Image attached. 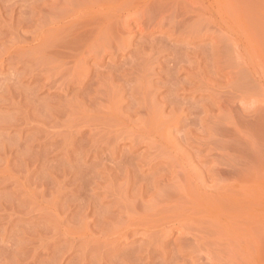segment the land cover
Segmentation results:
<instances>
[{
	"label": "bare ground",
	"instance_id": "6f19581e",
	"mask_svg": "<svg viewBox=\"0 0 264 264\" xmlns=\"http://www.w3.org/2000/svg\"><path fill=\"white\" fill-rule=\"evenodd\" d=\"M6 1V0H5ZM8 1V0H7ZM34 1V0H33ZM46 1V0H45ZM51 1V0H50ZM54 1H56V0H54ZM59 1H61V0H59ZM237 2H238V0H236ZM236 1L235 0H63V4L62 3H60V2H58V1H56V6L55 5H53V4H51V5H53V7H56L57 8V4L59 3V4H62L63 6L62 7H66L65 9L67 10V9H69V10H67V11H65V9H64V11L67 13V12H69V13H67L66 15H63V14H65L64 13V11H62L63 9H61V5H59L60 6V8H58V9H60L59 11H57L58 12V14H56L55 12H54V10H53V8L52 9H50V10H52L53 12H54V14L55 15H53V12H52V15H53V17L55 18H53L52 17V15H49L50 17H51V19H49V21L50 20H52V18L54 19V22H53V20L51 21L52 23H55L54 25H56V27H57V29H55L56 30V32H57V30H58V32L59 33H57V37L59 38V39H57V38H55V36L56 35H54V34H56V32L54 33V34H52V35H54V38L52 37V36H50L49 37V34H48V31H49V33H52V28H54V26H53V24H51L53 27H51L50 25V28L48 27V26H46V27H48V29H46L47 31H46V33H47V36H48V38L49 39H47V37H46V34L45 33H43V31L41 32V33H43V34H45V36H43V37H46V38H44L45 40H48L49 42L47 43V41H44V42H42V43H44V44H42L41 43V45H43V47H44V45H45V47H47L46 45H49V46H51L52 47V42H57V45L54 43L53 44V46L56 48V50L52 47V49L53 50H55V52H57L56 53V56H55V58H61L60 60H64V59H62V57H64V56H62V55H60V56H62V57H57L58 55V53H60V54H64L65 56H67L66 57V61H65V63L63 62V61H61L64 65H62L61 63L59 64V65H61V67L60 68H62L61 70L59 69V73H58V68H59V66H56V71H57V73H58V75H51L52 77L54 76H57L58 78L59 77H61L62 78V76L65 74V73H67V74H65V78H66V81H68V82H66V81H64V82H66L67 83V86L64 84L63 86H66L67 88H69L68 86H69V82L70 83H72L71 81H73V83H75V82H79L82 86H84L85 85V87H87V85H88V81H93V80H95V78L96 77H94V76H96V72H99V70L101 69L100 67H101V65H100V61H102L104 58H105V56H110V58L108 59L109 60V63H105L106 64V73L108 72V75L107 76H103V74H105L104 72H105V68H104V71H103V74H102V77H101V75L99 74L102 70H103V68L100 70V72L98 73L99 74V76L101 77H99L98 79H97V81H100V82H98V83H101V87H99V84H98V87L101 89L100 90V92H98V90H99V88H93V85L91 84V83H89V84H91V87L93 88V94H91L90 93V96L88 95V97L86 96V94L85 95H82V93H83V89L81 90L82 91V93H80L81 95H82V97L83 96H86L85 98H86V101L85 100H83L82 99V101H85V102H87V98H90L92 95H94V93H96V96H95V98L93 99V101L97 104V106L95 105V109L93 108L92 110L93 111H96L97 112V116H96V113H93V111L91 110V112H92V115L93 114H95L94 115V117L96 116L97 118H99L100 120H102V121H97V120H99V119H96L95 118V120L97 121V123L98 124H101L103 121H104V123H102V124H104V126H106L105 125V122H107V121H109V120H113L114 122H112V123H109V122H107V123H109L108 125H110V126H114L115 127V133H116V137H114V139H113V137H112V139L111 140H113L114 142H116V144L115 145H117V143L120 141V139H119V141L118 140H116L117 139V136L118 135H120V133L122 132V130H125V136L126 137H128L129 135L131 136V138H130V141H131V143L133 144V145H135L134 146V148L136 147V146H138L139 144H145V145H147L148 146V150H147V152H146V154L144 155L143 154V156L144 157H141V156H138V157H140L141 159H136L137 161H139L140 163H141V161L143 162V163H145V162H147V159H149L148 160V162L149 163H147V165H149L150 166V168H152V169H155V170H157L158 169V166H159V168H160V165H161V163H156L157 161H164V158H165V161H167L166 159H168L169 161H167V162H171V166H172V164L173 165H175V166H172V168L173 167H175V169L178 167V168H180V170L179 171H176V170H172L171 171V173H172V175L171 174H169L168 175V173H169V171H168V169H166V166H164L163 165V173L161 174V175H158L159 173L158 172H156V173H158V174H156V177L158 178V179H155V178H153L152 180L150 179V183H151V181H154V183H153V186H151V188H149V189H147V188H144V187H141L140 185V187L138 186V182H141V179L137 182L138 184H137V189L135 190V191H137V192H135V194L133 195V196H131L130 197V195H129V191H130V187H129V185H130V183H129V181L128 182H125L124 180H123V178H122V185L124 184V187H119L118 185V187H116V189H118L117 190V192H116V190H115V188H114V184H115V181L118 179L117 177H115V178H113L112 177V179H110V183L108 184V188H107V190L105 191V190H103L102 189V191H103V193L104 192H106V193H109V194H111L113 197L112 198H114V199H112V200H115V202L114 203H116V204H112V206L113 205H116L117 206V209H118V212L121 214V215H119V216H121L120 218H122V224H123V226L122 225H119V228L120 227H122V228H118V230L116 231V228L114 227V226H116L117 227V225H115V224H113L114 222H112V220H111V222H112V224H113V226L111 227V228H115V233L116 234H120L124 239H127V240H124V239H122L123 241H128L130 238H131V244H134V243H137L138 244V242H136V238L135 237H138V236H141L140 238H143V241L141 242V244H138L137 245V249H135L134 248V252H131V253H135V255H134V260H135V262L137 263V264H264V183L263 182H261V177H262V175H263V171H264V164H262L261 163V160H258V159H255V160H258L259 162H257V161H254L256 164H258L259 166H257V167H255V165L252 163L253 161H252V159H253V157H250V156H248L249 157V159L250 158H252L251 159V163H250V160H248L249 161V163L250 164H248V161H247V166H246V163H244V164H242V163H240V164H242L243 166H242V168L240 169L239 168V171H238V175H236V174H234L233 175V177H231L232 175H230V173L227 171V170H224L223 168V170L222 169H220L219 168V170H222V171H219L218 169V171L217 170H215L214 169V167L212 166L211 168H206V170L205 169H203L204 167H206V165L205 166H200L201 165V163H200V165H197L196 163H194V165L196 164L199 168L200 167H202V170H205L203 173H202V175L201 174H199V172H198V174H199V176H200V178L201 179H204L203 181L201 180H199L198 179V177H197V175H196V173H195V171L192 173V171H191V173L193 174V175H195V177H197V180H199V182H201V183H198V184H196V186H195V184L193 185L192 183V179H190V178H192V177H188L189 178V180H191L190 182H188V183H184V182H186V181H183V182H181V179H179V177L181 176V175H179V174H181L182 173V175L183 174H187V173H185L186 171H187V169L185 170V168H183L184 166V164H183V162H182V160L183 161H186V154L189 152V150L187 149V153H185L186 152V148L184 147L183 148V150L185 151H183L182 152V145L184 144V143H186L183 139H185V138H183L182 139V137L180 138L181 139V141L183 140L184 141V143H183V141H182V143L183 144H180L179 142H177L176 143V141H178V140H176L175 141V143L179 146H181L180 148L178 147V149H180V153L182 152L185 156H183V154L182 155H180V153H178L179 152V150H178V152H177V150H175L174 152H177L178 153V155H176V153H175V156H172L171 155V157H167V155H166V157H162V156H160V155H162V153L165 151V146L166 147H169L168 146V144H170L171 143V141H169V137L168 136H170V131H167L168 130V128L170 127V125H172V124H170V123H168L169 124V126H168V128H166L167 130V132H169V135H167L166 136V134H168V133H166V134H164V133H161L162 132V130L164 129H162L161 130V128H159L160 126H162L163 127V123L164 122H168L173 116L175 117H177V114L175 113L176 111H178V110H174L173 112H169L171 115H169V113H167L168 114V116L170 117V119L167 117L165 120H167V121H164V119H160V118H162L161 116H165V115H163V114H161V111L160 110H162V108H163V112H164V107H165V109H166V107L167 106H164V104H166V103H169V101H170V97L172 96L171 95V93H174L173 92V90L178 86V88L180 87V90H182L183 91V93H184V91H185V94H187V93H190V92H187L186 93V88L187 87H194V89H197V91H198V87L197 88H195V85L197 84L198 86H203V88L201 87V89H206L205 88V86L207 85L208 87L207 88H210V89H215V87H213L214 85H216L215 83L216 82H214V83H212V81H211V78H210V76L208 75V74H206V73H199L198 72V70L197 71H195L194 69V71L193 70H190V68H189V70H188V68L186 69L185 67L186 66H182L181 65V61H182V59L184 60V58H182L181 59V57H180V62H179V60H178V62H179V65H181L182 66V68H184V73L185 74H187L186 75V78H184V79H182V80H178V76H177V72H176V70L175 69H177V68H179V66H177V68H175L176 67V65H178V63H176L177 61V59H179V58H176L177 57V55L180 53H178L176 56H174L175 58L174 59H172L170 56H168L169 58L168 59H166V57L163 59V61H161L160 63H158V64H155V63H157L158 62V60L160 61V59L159 58H161L159 55H161L162 53H163V55H164V53L165 52H167V50H165V52H162L161 50L163 49H160L159 51H157V48H158V45L160 44V46H161V44H165V43H158L159 41L157 40H155V38H154V40H153V37H151V32L153 31V29L155 28H152V27H148L149 25H148V22H147V19H148V17L149 16H151V18L153 17V20L154 19H156V21H157V23H158V25H159V28L162 30V31H168V33H169V35L171 34V35H173L174 33H175V38L177 37V35H181L182 37L181 38H183L184 37V39H185V36H186V38H187V36H191L192 38H198L199 37V35H200V33L202 32V31H205V34H210V35H215V37L214 36H212V38L214 37V39H215V41H216V45L218 46H216L217 48H219L218 50H216V55H217V57H218V55H219V57L221 56H223L222 58H224V59H226V56L228 57V55L227 54H229L230 56H231V54H233L234 56H232V57H234L233 59L235 60V59H238L239 60V58L240 57H244L245 56V54L247 53V51H248V49L249 48H251L252 49V47H253V45L251 44V42H250V38L252 37V35H250L251 37L249 38V39H247L249 36H247V35H249V33L246 35V33H245V35H243V36H241V31L239 30V27H237V25H236V22H237V20H239L238 19V17L236 18L235 16L237 15V13L239 14L240 13V10L239 9H237L238 7H239V5H237V3H236ZM240 1H242V0H240ZM239 1V2H240ZM244 1V0H243ZM258 1V0H257ZM260 1V0H259ZM258 1V2H259ZM261 1H263V0H261ZM253 2V0H252V2L254 3V5L256 6V4L258 3V7L260 8V9H263L264 10V1L263 2ZM1 2V1H0ZM42 2V1H41ZM58 2V3H57ZM247 2H250V1H247ZM18 3H20V2H18ZM29 3H31V2H29ZM72 3L75 5V7L73 8L72 6ZM240 3H243V2H240ZM261 3V4H260ZM3 4V3H2ZM12 4V3H11ZM15 4V3H14ZM35 5H37L38 3H34ZM33 3H32V5H34ZM47 4V3H46ZM239 4V3H238ZM247 4V3H246ZM250 4V3H249ZM248 4V5H249ZM260 4V5H259ZM3 5H5V4H3ZM10 5V4H9ZM41 5V4H40ZM45 5V4H44ZM72 5V6H71ZM253 5V6H254ZM12 6V5H11ZM28 6V5H27ZM49 6V5H48ZM242 6L244 7L245 6V4L243 5L242 4ZM252 6V4H250V6L249 7H251ZM254 6V7H255ZM13 7V6H12ZM26 7V6H25ZM29 7H31V6H29ZM41 7V6H40ZM52 7V6H51ZM50 7V8H51ZM72 7V8H71ZM248 7V8H249ZM253 7V8H254ZM257 7V8H258ZM2 8V7H1ZM5 8H6V6H5ZM28 8V7H27ZM34 8V7H33ZM49 8V7H48ZM247 8V7H246ZM256 8V9H257ZM29 9V8H28ZM35 9V8H34ZM39 9V8H38ZM44 9L46 10V8L44 7ZM259 9V10H260ZM4 9H2V11H3ZM71 10V11H70ZM245 10V9H244ZM254 10H255V8H254ZM258 10V9H257ZM22 11V10H21ZM7 12V11H6ZM23 13H24V11H22ZM38 12V11H37ZM40 12H41V10H40ZM61 12H63V14L61 13ZM248 12V11H247ZM246 12V13H247ZM264 12V11H263ZM8 13V12H7ZM7 13H5V14H7ZM11 13V12H10ZM13 13H15V12H13ZM19 13V12H18ZM50 13V12H49ZM250 13V12H249ZM252 13H254V12H252ZM256 13H258V12H256ZM4 14V13H3ZM29 14V13H28ZM39 14H42V13H39ZM38 14V15H39ZM51 14V13H50ZM63 15V16H65L63 19L62 18H60L59 16H61V15ZM242 14V13H241ZM255 14V13H254ZM11 15V14H10ZM13 15V14H12ZM31 15V14H30ZM46 16L48 15V13L47 14H45ZM45 15H44V17H45ZM56 15L59 17V20H57L58 22L56 23L55 22V20L56 19H58V17H56ZM258 15V14H257ZM256 15V16H257ZM22 16V15H21ZM33 16V15H32ZM35 16H37V15H35ZM43 16V15H42ZM48 16V17H49ZM238 16V15H237ZM38 17V16H37ZM261 17V16H260ZM4 18V17H3ZM11 18V17H10ZM22 18V17H21ZM20 18V19H21ZM29 18V17H28ZM30 18H31V16H30ZM244 18V17H243ZM264 18V17H263ZM16 19V18H15ZM19 19V18H18ZM38 19H41V17L40 18H38ZM60 19L62 20V21H60ZM132 19H134V20H136V22L135 23H137V33L135 32V33H133L132 35H134V36H138V38H139V36L140 37H142L143 38V36H150V37H146V38H150V39H152V40H150V41H148V46L150 47V49L149 50H147V51H150V52H147L146 50H144V51H146V53H152L154 50H156V52H157V54L155 53V52H153L152 54H156V55H153L154 56V58H153V63H154V65H152V63L150 62V61H148V60H150V59H145L144 57L145 56H147L145 53H144V51L142 52L141 51V53H142V55L144 56V57H142V56H140V60L141 59H144V60H141L142 62V64H143V67L142 66H136L135 68L137 69L136 71H135V74L133 73V71L134 70H132V69H135L134 67L133 68H131L130 69V67H131V64H132V66H135L134 64H136V63H134V61H136L137 63L139 62V55H140V50H139V52H138V49H139V47L138 48H136V45H135V47L133 46L134 44H136V43H133V45H131V46H133L132 48H133V51H134V49L136 50L137 49V52L138 53H136V51H134L133 52V59H136V60H134V61H131L132 60V58L130 59V61H131V64L130 65H128V62H127V64L126 65H128V68L130 69V70H132V73H133V76L135 77L136 75H137V78H138V83H136V82H131L132 81V78L130 77V79H129V81L131 82H129L128 81V83H130V86H131V84L133 83H135V84H138L139 86H137V90H136V92L135 91H132V89H130V90H128V89H126V90H128V91H130V93L131 92H133V93H131V95L129 94V92H127V94L128 95H130L129 96V100L126 102V98H124V94H123V92L121 91V90H123V89H121V90H116V88H117V85L120 87V85L119 84H121V83H115V85H114V83H113V80L114 79H118V80H120V82H122V80H124V82L123 83H125V80L127 81V79L129 78L128 76V73H129V71L128 70H124L123 69V71L125 72V73H123V71L121 70V73L120 74H118L117 73V71H115L118 75H116V77L117 78H115L114 77V75L111 73L110 74V72H109V70H111L113 67H114V69H117V68H115V63H117V62H119V54H118V52H120V51H122L121 49H118V47H120L119 45H122V49L123 50H125V49H127V51H128V46H129V40H128V42H126V40H127V38L129 39V37L127 36V37H124V36H122L123 35V33H124V35L126 34H129L130 32H131V28H129L130 26V21L132 20ZM259 19V18H258ZM262 19V18H261ZM260 19V20H261ZM23 20H24V18H23ZM23 20H21V21H23ZM27 20V19H26ZM29 20V19H28ZM35 20V19H34ZM47 20V19H46ZM257 20V19H256ZM5 21V20H4ZM38 21V20H37ZM240 21V20H239ZM36 22V21H35ZM46 22V21H45ZM45 22H44V24H45ZM132 22V21H131ZM134 22V21H133ZM3 23V22H2ZM23 23V22H22ZM27 23V22H26ZM34 23V22H33ZM38 23H40V22H38ZM135 23H133V24H135ZM258 23H260V22H258ZM9 24V23H8ZM7 24V22H6V26H9ZM25 24V23H24ZM28 24H29V22H28ZM42 24H43V22H42ZM47 24H49L48 23V20H47ZM132 24V25H133ZM14 25V24H13ZM15 25H16V23H15ZM15 25H14V27H15ZM18 26H19V24H17ZM16 25V26H17ZM239 25V24H238ZM243 25V27H244V24H242ZM24 26V25H23ZM36 26V25H35ZM34 26V27H35ZM38 26V25H37ZM134 26V25H133ZM5 27V26H4ZM14 27H12L13 28V30H14ZM20 27V26H19ZM55 27V28H56ZM242 27V26H241ZM23 28V27H22ZM22 28L19 30V31H21L22 30ZM25 28V27H24ZM29 28V27H28ZM40 28H41V26H40ZM157 28V27H156ZM164 28H166V29H164ZM251 28H252V26H251ZM5 29V28H4ZM11 29V28H10ZM17 29H19L18 27H17ZM27 29V28H26ZM34 29V28H33ZM36 29V28H35ZM39 29V28H38ZM50 29V30H49ZM131 29V30H130ZM160 29H158L159 31H160ZM247 29V28H246ZM248 29H250L249 27H248ZM248 29H247V31H248ZM253 29H255V28H253ZM6 30V29H5ZM156 30V29H155ZM16 31V30H15ZM19 31H17V32H19ZM24 31H25V29H24ZM28 31V30H27ZM51 31V32H50ZM244 31V30H243ZM242 31V32H243ZM22 33H23V31H21ZM21 32L20 33H18V34H20V36H21ZM29 32V31H28ZM252 32V31H251ZM25 33V32H24ZM31 33V32H30ZM40 33V34H41ZM132 33V32H131ZM153 33V32H152ZM262 33V32H261ZM260 33V34H261ZM8 34V33H7ZM26 34V33H25ZM25 34H24V37H25ZM29 33H27V35H28ZM31 34H33V32L31 33ZM31 34L29 35V37L31 36ZM39 34V35H40ZM163 34V33H162ZM177 34V35H176ZM205 34H204V36H205ZM217 34V35H216ZM244 34V33H243ZM254 34H256V33H254ZM257 34H258V32H257ZM260 34H258V35H260ZM264 34V33H263ZM23 35V34H22ZM26 35V36H27ZM130 35V34H129ZM131 35V36H132ZM164 35V34H163ZM170 35V36H171ZM7 36V35H6ZM17 36V35H16ZM15 36V37H16ZM131 36H130V38H131ZM161 35H158V37H160ZM247 36V37H246ZM261 36H262V34H261ZM260 36V37H261ZM8 37V36H7ZM14 36H13V40H14V38H15ZM23 37V36H22ZM40 38H41V36H39ZM122 37H124L123 39H122ZM145 37H144V40H146L145 39ZM155 37V36H154ZM163 37V36H162ZM161 37V38H162ZM173 37H174V35H173ZM179 37L180 36H178V39H179ZM259 36H258V38H259V42H260V40L262 39V41H261V43L262 42H264V39H263V36L260 38ZM12 38V37H11ZM10 38V39H11ZM17 38V37H16ZM37 38V37H36ZM53 38V40H51L52 42H50V39H52ZM125 38H126V40H125ZM134 38V37H133ZM137 38V37H136ZM165 38H167L166 36H165ZM199 38H202V37H199ZM204 38V37H203ZM22 39V38H21ZM31 39V38H30ZM34 39H35V36H34ZM33 39V40H34ZM43 39V38H42ZM41 39V40H42ZM43 39V40H44ZM132 39V38H131ZM12 40V39H11ZM11 40H10V42H11ZM16 40H18V39H16ZM22 40H24V38L22 39ZM26 40H28V39H26ZM57 40V41H56ZM125 40V41H124ZM134 40V39H133ZM136 40H138V39H136ZM141 40H143V39H141ZM251 40H252V38H251ZM6 41H8V38L6 39ZM21 41V40H20ZM19 41V42H20ZM25 41V40H24ZM29 41V40H28ZM139 41V40H138ZM185 41H187V40H185ZM188 41H191L190 40V38H189V40ZM187 41V42H188ZM195 41V40H194ZM198 41V40H197ZM200 41V40H199ZM253 41V40H252ZM13 42V41H12ZM14 42H16V41H14ZM23 42V41H22ZM39 42V41H38ZM37 42V43H38ZM137 42V41H136ZM140 42V41H139ZM147 42V41H146ZM161 42V41H160ZM165 42V41H164ZM21 43V42H20ZM25 43H27V42H25ZM46 43V44H45ZM122 43V44H121ZM131 43V42H130ZM145 43V42H144ZM166 43H168L167 41H166ZM185 43V42H184ZM192 43V42H191ZM213 43V42H212ZM19 44V43H18ZM39 44H40V42H39ZM139 44H142L141 42L139 43ZM147 43H145V45H146ZM171 44V43H170ZM187 44V43H186ZM188 44H190V43H188ZM193 44V43H192ZM214 44V43H213ZM212 44V45H213ZM264 44V43H263ZM144 45V44H143ZM144 45V47H146V48H149V47H147V46H145ZM176 45V44H175ZM175 45H170V48L172 47V49H174V48H179L180 49V47L178 46V47H174ZM185 45V44H184ZM206 45H207V43H206ZM251 45H252V47H251ZM49 46H48V48H49ZM166 46V45H165ZM183 46V45H182ZM185 46H187L186 48H188V49H186L185 48ZM184 46V48L186 49V50H189V45H185ZM199 46H200V44H199ZM198 46V47H199ZM214 46V45H213ZM224 46V48L223 49H220L221 47H223ZM261 46V45H260ZM50 47V48H51ZM201 47H203V46H201ZM206 47V46H205ZM209 47V46H208ZM2 48V47H1ZM39 48H40V51H41V47L39 46ZM130 48V47H129ZM140 48H141V46H140ZM145 48V49H146ZM169 48V47H168ZM169 48V50H171ZM204 48V47H203ZM4 49V48H3ZM3 49H2V51H3ZM33 48H31V50H32ZM141 49H143V48H141ZM181 49H182V47H181ZM181 49L179 50V51H181ZM201 49V48H200ZM209 49H210V47H209ZM212 49H215V47L214 48H212ZM263 49H264V45H263ZM262 49V50H263ZM5 50V49H4ZM16 50H17V48H16ZM15 50V51H16ZM26 50V49H25ZM36 50V49H35ZM34 50V51H35ZM38 50V49H37ZM42 50H44L45 51V49H43L42 48ZM48 50H50V49H48ZM120 50V51H119ZM190 50H191V48H190ZM195 50H197L196 48H195ZM203 50V49H202ZM22 50H20V52H21ZM44 51H42L43 53H44ZM152 51V52H151ZM162 52L161 54L160 53H158V52ZM164 51V50H163ZM184 51V50H183ZM194 51V50H193ZM193 51H188L189 52V54L188 55H190V53H191V55H193L194 56V54H195V56H196V54L198 53L197 51H199V48H198V50L195 52L194 51V53H192ZM204 51V50H203ZM211 52H213L212 50H210ZM251 51V50H250ZM24 52V51H23ZM28 52V51H27ZM31 52H33V51H31ZM41 52V54H43ZM51 52H53V51H51ZM50 51L48 52V53H51ZM124 52V51H123ZM186 51H184V54H187V53H185ZM205 52V51H204ZM22 53V52H21ZM37 53V52H36ZM40 53V52H39ZM47 53V55H49ZM54 53V52H53ZM120 53H122V52H120ZM126 53V52H125ZM168 53H170V52H168ZM182 53V54H181ZM180 53V55L182 56L183 55V52H181ZM201 53H202V51H201ZM214 53V52H213ZM255 53V52H254ZM261 53L263 54V56H264V53L261 51ZM13 54V53H12ZM11 54V55H12ZM18 54V53H17ZM30 54V53H29ZM40 54V55H41ZM44 54H46V51H45V53ZM44 54L42 55L43 57H44ZM127 54V53H126ZM134 54H139V55H137L136 57L134 56ZM176 54V53H175ZM174 54V55H175ZM199 54H200V51H199ZM203 55H204V53H202ZM207 54H209V52L207 53ZM257 54V53H256ZM260 54V53H259ZM258 54V55H259ZM1 55V54H0ZM35 55H37V54H35ZM124 55V54H123ZM172 55H173V53H172ZM187 55V56H188ZM202 55V56H203ZM205 55H206V53H205ZM204 55V56H205ZM216 55H215V53L214 54H211L210 55V57L211 56H214V57H216ZM247 55V54H246ZM249 55H250V53H249ZM257 55V57H256V59L258 60V57L259 56H261V55H259L258 56ZM14 56H16V54L14 55ZM22 56V55H21ZM21 56L18 58L19 60H20V58H21ZM24 56V55H23ZM22 56V57H23ZM26 56H27V54H26ZM31 56H32V53H31ZM52 56H53V54H52ZM129 56V55H128ZM152 56V57H153ZM184 56V55H183ZM185 57V60H184V62L186 61L188 64H186V65H189L190 64V66H191V64H192V67L194 66L195 68H196V66H199L200 67V65H198V63H196L197 65L195 66V65H193V63H191V62H189L190 60H189V57ZM201 56V55H200ZM203 56V57H204ZM228 57L229 59L231 58V57ZM248 56V55H247ZM251 56V55H250ZM263 56H262V58H263ZM18 57V56H17ZM28 57H29V55H28ZM27 57V58H28ZM34 57V56H33ZM47 57V56H46ZM90 57H94L95 58V64L97 65V61L99 62L98 64L100 65V67H93L94 68V70L96 71V72H94V76H93V74H92V72H90V73H88L89 75H92V78L90 79L89 78V76H88V78H89V80H87L88 78H87V73L86 72H88L87 70L89 69V68H87V69H85V67L84 66H86L85 64L86 63H88L87 61H88V59L90 58ZM129 57H131V55L129 56ZM151 56H147V58H150ZM151 57V58H152ZM163 57V56H162ZM206 57V56H205ZM220 57V58H221ZM249 57V56H248ZM15 58V57H14ZM37 58H39V57H37ZM36 58V59H37ZM42 58V57H41ZM49 58V56L46 58L47 59V61H45V62H48V59ZM213 58V57H212ZM228 58H227V60H228ZM8 59V58H7ZM6 59V60H7ZM29 59V58H28ZM27 59V60H28ZM121 59H124V58H122L121 57ZM121 59H120V62H121ZM125 59H126V57H125ZM203 59H205V58H203ZM214 59V58H213ZM244 58H242L241 60H243ZM260 59V58H259ZM11 60V59H10ZM16 60V59H15ZM14 60V61H15ZM21 60L22 61H24L23 60V58H21ZM26 60V59H25ZM30 61H31V59H29ZM34 60V59H33ZM32 60V61H33ZM60 60H57V61H55V59L53 60H51L52 62L54 61V62H56V64H57V62L58 61H60ZM105 60V59H104ZM126 60H128V58L126 59ZM152 60V59H151ZM206 60H207V58H206ZM215 60V59H214ZM213 60V61H214ZM219 60V59H218ZM217 59H216V61L217 62H219ZM231 60V59H230ZM238 60H236V62H238ZM9 61V60H8ZM7 61V62H8ZM12 61H13V59H12ZM11 61V62H12ZM13 61V62H14ZM17 61V60H16ZM36 60H34V62H35ZM38 61H41V63L43 64L44 63V61H42V60H37V62ZM124 61V60H123ZM129 61V60H128ZM215 61V62H216ZM220 61H221V59H220ZM224 61V60H223ZM260 61V60H259ZM259 61L257 62V65H258V63H259ZM26 62H28V61H26ZM51 63V65H54L55 63ZM106 62V61H105ZM108 62V61H107ZM148 62H150V63H148ZM207 62H212L211 60L209 61H207ZM206 62V63H207ZM216 62V63H217ZM5 63V62H4ZM18 63H20V61L18 62ZM36 63V62H35ZM34 63V64H35ZM103 63V62H102ZM125 63V62H124ZM134 63V64H133ZM140 63V62H139ZM175 63H176V65H175ZM183 63V62H182ZM220 64H221V62H219ZM219 63H217V66H218V64ZM223 63V62H222ZM225 63V62H224ZM227 63H229V62H227ZM262 65H260V66H258V69H259V67H263V68H261L262 70L264 69V63H263V59L261 60V62H260ZM259 63V64H260ZM3 64V63H2ZM8 64V63H7ZM17 64V63H16ZM27 64V63H26ZM40 64V63H39ZM122 64H123V62H122ZM215 63L213 62V65H214ZM230 64V63H229ZM228 64V65H229ZM238 64H241V63H238ZM4 65V64H3ZM11 65V64H10ZM9 65V66H10ZM38 65V64H37ZM44 65V64H43ZM50 65V64H49ZM90 65V67H92L91 65H92V63L91 64H89ZM89 65L87 66V67H89ZM121 65V64H120ZM147 65H152V66H149V67H147ZM155 65H158V66H160V67H158V68H164V71L166 72H161V70L160 69H158V70H160V71H158L157 72V70L155 71L156 73H163L162 75L163 76H165L164 78L163 77H161V78H159V77H157L158 76V74H157V78H159V79H157V80H159V82H160V80H162V81H164V82H166V84H167V96L164 98V96L162 97L163 98V100L165 99V101H159V100H161L160 98H158V96L159 95H161V92H157L158 91V88H154L155 86H157V85H155L154 83H152V78L151 77H154V75L153 74H150V72H152L153 71V69H154V67L153 66H155ZM183 65H185V64H183ZM210 65H212L211 63H210ZM231 65V64H230ZM229 65V66H230ZM233 65H234V63H233ZM235 65L237 66V63H235ZM256 65V66H257ZM21 66V65H20ZM24 66H25V68H26V65H25V63H24ZM27 66H31V63H30V65H27ZM39 66V65H38ZM37 66V67H38ZM63 66V67H62ZM204 67L203 68H205V66L206 65H203ZM216 66V65H215ZM220 66V65H219ZM221 66H222V64H221ZM226 66V65H225ZM232 66V65H231ZM241 66V65H240ZM14 67V66H13ZM12 67V68H13ZM19 67V66H18ZM33 67V66H32ZM35 67V66H34ZM37 67H35V68H37ZM40 67V66H39ZM189 67V66H188ZM207 67H209L208 66V64H207ZM206 67V68H207ZM211 67H213V66H210V68ZM24 67H22V69H23ZM34 68V69H35ZM98 68L99 70H96V69ZM122 68V67H121ZM123 68H125V69H127V66H125V67H123ZM148 68V69H147ZM181 67H180V69H181V71L183 70ZM202 67L200 68V70L201 69H203ZM209 68V69H210ZM238 68V67H237ZM248 68V67H247ZM250 68V67H249ZM15 69V68H14ZM46 69V68H45ZM50 69V68H49ZM90 69H92V68H90ZM120 69V68H119ZM156 69V68H155ZM192 69V68H191ZM198 69V68H197ZM217 70H218V67L216 68ZM227 69V68H226ZM226 69H224V70H226ZM232 69V68H231ZM241 69H243V68H241ZM253 69V68H252ZM261 69H259L260 70V72H262V70ZM10 70V69H9ZM29 70V69H28ZM33 70V69H32ZM36 70V69H35ZM35 70H33V71H35ZM43 70V69H42ZM51 70V69H50ZM118 70V69H117ZM175 70V74H173V71ZM207 70H208V68H207ZM234 70V69H233ZM237 70V69H236ZM235 70V71H236ZM246 70V69H245ZM249 70V69H248ZM254 70V69H253ZM13 71V70H12ZM53 71H55V70H53ZM52 71V72H53ZM55 71V72H56ZM163 71V70H162ZM180 71V72H181ZM208 71H210V70H208ZM207 71V72H208ZM227 71V70H226ZM225 71V72H226ZM229 71V70H228ZM238 71V70H237ZM243 71V70H242ZM17 72V71H16ZM15 72V73H16ZM23 72V71H22ZM29 72V71H28ZM30 72H31V70H30ZM40 73H41V71H39ZM114 72V73H115ZM216 72V71H215ZM221 73H222V71H220ZM229 72H232V71H229ZM248 72V71H247ZM258 72V71H257ZM8 73V72H7ZM11 73V72H10ZM33 73V72H32ZM36 73V72H35ZM43 73V72H42ZM41 73V74H42ZM47 73V72H46ZM57 73H55V74H57ZM127 73V74H126ZM132 73L130 72V75H132ZM154 73V72H153ZM182 73V72H181ZM212 73V72H211ZM217 73V72H216ZM234 73V72H233ZM20 74V73H19ZM34 74V73H33ZM32 74V75H33ZM43 74H45V72L43 73ZM52 74H54V73H52ZM165 74V75H164ZM214 74V73H213ZM243 74V73H242ZM262 74H264L263 72H262ZM7 75V74H6ZM23 75V74H22ZM28 76H29V74H27ZM30 75H31V73H30ZM49 75H50V73H49ZM67 75H69V78L71 79L70 81L69 80H67V79H69L68 78V76ZM78 75V77H75V76H77ZM160 75V74H159ZM178 77H176V76ZM221 75V74H220ZM18 76V75H17ZM45 76H47V75H45ZM98 76V75H97ZM132 76V77H133ZM212 76V75H211ZM213 76H215V75H213ZM218 76V75H217ZM223 76V75H222ZM221 76V77H222ZM225 76V75H224ZM227 76V75H226ZM229 76V75H228ZM232 76H235V75H231V78H233ZM243 76V75H242ZM245 76V75H244ZM248 76V75H247ZM30 77V76H29ZM35 77V76H34ZM38 77V76H37ZM36 77V78H37ZM48 77H50V76H48ZM57 77H55L56 79H57ZM74 77L75 78H78L77 80H75V82H74ZM81 77H83V78H81ZM235 77H237V76H235ZM235 77H234V79H235ZM239 77V76H238ZM18 78H19V76H18ZM18 78H15L16 80L18 79ZM23 78V77H22ZM32 78V77H31ZM40 78H42V76L40 77ZM55 78H54V81H55ZM65 78H64V76H63V80H65ZM85 78H87V79H85ZM181 78V77H180ZM215 78V77H214ZM259 78V77H258ZM10 79V78H9ZM14 79V80H15ZM39 79V78H38ZM44 79V78H43ZM52 79V81H53V78H51ZM73 79V80H72ZM154 79V78H153ZM234 79H232V80H234ZM238 79V78H237ZM262 79V78H261ZM264 79V78H263ZM12 79H10V81H11ZM41 80V79H40ZM47 80V79H46ZM59 80V79H58ZM58 80H57V82H58ZM62 79H61V81H63ZM136 80V79H135ZM156 80V81H157ZM232 80H231V83L229 82V81H226V82H228V83H230L231 84V87H232V85H233V83H232ZM236 80V79H235ZM252 80V79H251ZM260 80V79H259ZM155 81V80H154ZM216 81V80H215ZM237 81H239V80H237ZM241 81V80H240ZM246 81H248V80H245V82ZM260 81H262V80H260ZM13 82H16V81H13ZM51 82V81H50ZM56 82V83H57ZM114 82H116L115 80H114ZM117 82H119V81H117ZM234 82V81H233ZM242 82V81H241ZM244 82V83H245ZM252 82H254L253 80L251 81V83ZM40 83V82H39ZM60 83H63V82H60ZM72 83V84H73ZM76 83V84H77ZM94 83V85H95V82H93ZM97 83V82H96ZM150 83H151V85H150ZM218 83V82H217ZM227 83V84H228ZM237 83H240V82H237ZM257 83H259V82H257ZM20 84V83H19ZM43 84V83H42ZM55 84V83H54ZM58 84V83H57ZM70 85V86H73V85ZM117 84V85H116ZM126 84V83H125ZM157 84V83H156ZM160 84H163V83H160ZM213 84V85H212ZM250 84V83H249ZM253 84V83H252ZM62 85V84H61ZM61 85L59 84V86L61 87ZM79 85V84H78ZM78 85H77V87H78ZM155 85V86H154ZM189 85V86H188ZM226 88H227V86H229V85H227L226 86V84H223ZM16 86H18V84L16 85ZM62 86V87H63ZM76 86V85H75ZM97 86V85H96ZM96 86H94V87H96ZM122 86V85H121ZM159 86V85H158ZM157 86V87H158ZM164 86V85H163ZM218 86V85H217ZM221 86V85H220ZM244 86V85H243ZM242 86V87H243ZM248 87V85L247 84H245V86L244 87ZM262 86V85H261ZM44 87V86H43ZM52 87V86H51ZM60 87H59V89H60ZM61 87V88H62ZM91 87H87V88H91ZM122 87H124V85L122 86ZM160 87H162V86H160ZM165 87V86H164ZM189 87V88H190ZM199 87V88H200ZM223 89H224V87L223 86H221ZM230 87V88H231ZM53 89H54V87H52ZM58 88V86L56 87V89H54V90H58L57 89ZM64 88L65 87H63L62 89H60V90H62V94L64 95V93H65V91L67 92L68 90H66V88H65V91H64V93H63V90H64ZM124 88H127V87H124ZM163 88V87H162ZM177 88V90H179ZM188 88V90L190 91H192V93H193V90L194 89H189ZM221 88V89H222ZM229 88V87H228ZM49 89V88H48ZM79 89H80V86H79ZM86 89V88H85ZM84 89V90H85ZM95 89V90H94ZM161 89V88H160ZM164 89V88H163ZM209 89V90H210ZM217 89V88H216ZM247 89V88H246ZM36 90V89H35ZM34 90V91H35ZM75 90V89H74ZM92 90V89H91ZM125 90V89H124ZM207 90V89H206ZM253 90H257V89H254L253 88ZM6 91V90H5ZM20 91V90H19ZM78 91V90H77ZM86 91V90H85ZM161 91H162V89H161ZM203 91V90H202ZM208 91V90H207ZM224 91V90H223ZM222 91V92H223ZM235 91V90H234ZM246 90H244V92H245ZM247 91H249V90H247ZM251 91V90H250ZM9 92H11V93H13L12 91H9ZM16 92H18V91H16ZM16 92H14V96H15V93ZM70 92H72V91H70ZM87 92H88V90H87ZM86 92V93H87ZM120 92H122V94L120 93ZM200 92V91H199ZM205 92V91H204ZM215 92V91H214ZM216 92H218V91H216ZM239 92H242V90L241 91H239ZM252 92V91H251ZM262 93H260V95L262 94L263 95V98H262V96H261V98H262V100L260 101V100H257V101H259L258 102V105H256V102L254 103H252L251 101H249V100H247V99H245V97H246V95H245V97H242V98H244V101L246 100L247 102H250V103H252V105L254 104L255 106H257L258 107V111H260L262 114V117H261V119H260V121L259 122H261L262 124L264 123V90L262 89V91H261ZM4 93V92H3ZM2 93V94H3ZM11 93H9L8 95H10V96H13V95H11ZM20 93V92H19ZM57 93H58V91H57ZM59 93H60V91H59ZM78 93L79 92H77V93H75L76 94V97L78 96ZM85 93V92H84ZM162 93H163V91H162ZM166 93V92H165ZM176 93V92H175ZM177 93H180V92H177ZM177 93H176V95H177ZM182 93V92H181ZM196 93V92H195ZM211 93H213L212 92V90L210 91V94ZM224 93V92H223ZM228 93V92H227ZM226 93V94H227ZM230 93V92H229ZM246 93V92H245ZM249 93V92H248ZM257 93V92H256ZM29 94V93H28ZM34 94V93H33ZM61 94V93H60ZM61 94V96H63ZM66 94V93H65ZM69 94H71V96H72V98L74 97V100H75V94L73 95L72 93H69ZM79 94V95H80ZM87 94H89V93H87ZM126 94V95H127ZM184 94V95H185ZM191 94V93H190ZM203 94V93H202ZM201 94V95H202ZM216 94V93H215ZM240 94H242V93H240ZM255 94V93H254ZM5 95H7V94H5ZM17 96H15V97H18V95H21V94H16ZM22 95H25V94H22ZM21 95V96H22ZM27 95V94H26ZM32 95V94H31ZM56 96H57V94H55ZM54 95V96H55ZM59 95V94H58ZM67 95H68V93H67ZM66 95V96H67ZM80 95V96H81ZM165 95V94H164ZM171 95V96H170ZM183 95V94H182ZM200 95V94H199ZM207 95V94H206ZM213 95H214V93H213ZM228 95V94H227ZM226 95V96H227ZM252 95V94H251ZM258 94H256V96H257ZM13 96V97H14ZM32 96H34V95H32ZM48 96V95H47ZM170 96V97H169ZM196 96V95H195ZM237 96V95H236ZM255 96V95H254ZM20 97V96H19ZM70 97V96H69ZM79 97V96H78ZM125 97H127V96H125ZM175 97V96H174ZM234 97H235V95H234ZM251 97V96H250ZM258 97H260V96H258ZM12 98V97H11ZM21 98V97H20ZM25 98V97H24ZM48 98V97H47ZM59 98V97H58ZM64 97H62V99H63ZM81 98V97H80ZM92 98V97H91ZM169 98V100H167ZM172 98L173 97H171V101H173V103H171V101H170V104L172 105V106H174V99L172 100ZM177 98H178V95H177ZM177 98H176V102H177ZM185 98V97H184ZM188 98V97H187ZM198 98V97H197ZM247 98H249V97H247ZM255 97H253V99H254ZM7 99H8V96H7ZM14 99V98H13ZM15 99H17V98H15ZM29 99V98H28ZM27 99V100H28ZM179 99V98H178ZM181 99V98H180ZM227 99H228V97H227ZM238 99H240V98H238ZM257 99V98H256ZM26 99H25V101H27ZM55 100V99H54ZM61 100V99H60ZM73 100V99H72ZM77 100L79 101V98L78 99H76L75 100V102H77ZM91 100V99H90ZM181 100H183V99H181ZM187 100V99H186ZM193 99H191V101H192ZM199 100H201V99H199ZM203 100V104L205 105V107H206V109L208 108V110L209 111H211V108L213 107V106H211L212 104H211V101H210V99H209V107H208V105H206V104H208L207 102L208 101H206V99H205V102H206V104L204 103V99H202ZM212 100V99H211ZM229 100V99H228ZM233 100V99H232ZM9 101H11V100H9ZM17 101H18V99H17ZM29 101V100H28ZM64 101V100H63ZM63 101H61V102H63ZM89 101V100H88ZM185 101V100H184ZM212 101H214V100H212ZM217 101V100H216ZM216 101H214V102H216ZM227 101V100H226ZM245 101V102H246ZM253 101V100H252ZM255 101V100H254ZM16 101H14V103H15ZM23 102V101H22ZM22 102H20V103H22ZM39 102V101H38ZM50 102V101H49ZM59 102V101H58ZM165 102V103H164ZM180 102V101H179ZM182 102V101H181ZM190 102V101H189ZM188 102V103H189ZM193 102V101H192ZM195 102V101H194ZM198 102H200V101H198ZM198 102H197V105H200V104H202V103H200V104H198ZM222 102V101H221ZM232 102V101H231ZM8 103H10V102H8ZM13 102H11L10 104H12ZM20 103H18V104H20ZM26 103V102H25ZM30 103V102H29ZM51 103V102H50ZM83 103V102H78V107L81 105V104ZM89 103V102H88ZM91 104H92V101L90 102ZM89 103V104H90ZM183 103V102H182ZM185 103V102H184ZM183 103V104H184ZM238 103V102H237ZM2 104V103H1ZM3 104H5V103H3ZM9 104V105H10ZM16 104V103H15ZM32 104V103H31ZM30 104V105H31ZM44 104H45V102H44ZM62 104H64V103H62ZM90 104V105H91ZM177 104V103H176ZM180 104V103H179ZM216 103H214V105H215ZM229 104H230V102H229ZM243 104V103H242ZM241 104V105H242ZM247 103H245V105H246ZM8 105V104H7ZM22 105V104H21ZM20 105V106H21ZM43 104H41V106H42ZM65 105V107H68L69 105H68V103H67V105L68 106H66V104H64ZM72 104H70V106H71ZM85 105H88V104H85ZM128 106L130 109H129V111L130 112H128V110H127V112L125 111H123L122 109L125 107V106ZM134 105H136L137 107V109L134 111ZM178 105V104H177ZM176 105V106H177ZM188 105V104H187ZM190 105H191V103H190ZM194 105V104H193ZM197 105L195 104L194 106H196V108H197ZM218 105V104H217ZM234 105V104H233ZM248 105V104H247ZM251 105V104H250ZM249 105V106H250ZM2 106V105H1ZM18 106V105H17ZM24 106V105H23ZM34 106V105H33ZM55 106V105H54ZM63 106V105H62ZM70 106L68 107V109L70 108ZM74 104H73V111L75 112V113H73V111H72V109H69L70 111H72L71 112V114L73 115V114H75L76 115V113H81L82 112V109L84 110V112H86V110L88 109V107H89V105L87 106V109L85 110L84 108H85V106H84V104H82L79 108H74ZM84 106V108H81V107H83ZM92 106H94V104L92 105ZM193 106V107H194ZM201 106V105H200ZM222 106V105H221ZM231 106V105H230ZM237 106V105H236ZM235 106V108H237ZM240 106V105H239ZM244 106V105H243ZM255 106H253V109H255V110H257L256 109V107ZM12 107H14V104L12 105ZM22 107V106H21ZM26 107H27V105H26ZM44 107V106H43ZM51 107V106H50ZM49 107V108H50ZM57 107V106H56ZM64 107V108H65ZM75 107H77V106H75ZM133 107V108H132ZM171 109H172V107L171 106H169ZM184 107V106H183ZM191 107V106H190ZM189 107V108H190ZM204 107V106H203ZM219 107V106H218ZM223 107H224V105H223ZM234 107V106H233ZM240 107H242V106H240ZM251 107V110H252V106H250ZM255 107V108H254ZM24 108H25V106H24ZM46 108H47V106H46ZM58 108V107H57ZM62 108V107H61ZM71 108H72V106H71ZM90 109L92 108L91 106L89 107ZM168 108V107H167ZM169 108V110H171ZM179 108V107H178ZM182 108V107H181ZM199 108V107H198ZM214 108H216V107H213L212 109H213V111H216V109L214 110ZM228 108V107H227ZM13 109V108H12ZM14 109H16V107L14 108ZM38 109V108H37ZM66 109V108H65ZM64 109V110H65ZM78 109H80L81 111H77ZM90 109H88V110H90ZM173 109H174V107H173ZM175 109H176V107H175ZM191 109H194V108H191ZM200 109H201V107H200ZM200 109H198V110H200ZM220 109H221V107H220ZM224 109H225V107H224ZM232 109V108H231ZM240 109H242V108H240ZM244 109V108H243ZM25 110V109H24ZM30 110H32V109H30ZM68 110V114L70 113V111ZM77 112H76V111ZM87 110V111H88ZM124 110H126V108L124 109ZM187 110V109H186ZM238 110V109H237ZM244 110H247V108L246 109H244ZM251 110L249 111V108H248V111L249 112H251ZM254 110V112H256ZM3 111V110H2ZM23 111V110H22ZM22 111H20V112H22ZM34 111V110H33ZM52 111V110H51ZM54 111V110H53ZM57 111V110H56ZM60 111H62V110H60ZM66 111V110H65ZM64 111V112H65ZM192 111L193 110H191V114H193L192 113ZM219 111H221L222 112V110H219ZM226 112H228L227 110H225ZM230 111V110H229ZM248 111H245V113H247ZM19 112V113H20ZM29 112V111H28ZM83 112V113H84ZM89 112V111H88ZM88 112H86V113H88ZM162 112V113H163ZM166 112V111H165ZM164 112V113H165ZM181 112V111H180ZM196 112H197V110H196ZM238 112V111H237ZM244 112V111H243ZM5 113V112H4ZM4 113H3V115H4ZM18 112H17V114H19ZM25 113V112H24ZM54 112H51V114H53ZM90 113V112H89ZM173 113L175 114V115H173ZM183 113H185V112H183ZM200 113V112H199ZM203 113V112H202ZM213 113V112H212ZM230 113V112H229ZM242 113V112H241ZM7 114V113H6ZM23 114V113H22ZM26 114V113H25ZM47 114V113H46ZM50 114V113H49ZM48 114V115H49ZM50 114V115H51ZM64 114V113H63ZM65 114H67V111L65 112ZM70 114V115H71ZM167 114H166V116H167ZM180 115L182 114V113H179ZM231 114V113H230ZM250 114V113H249ZM254 114V113H253ZM256 114V113H255ZM15 115V114H14ZM33 115V114H32ZM31 115V116H32ZM49 115V116H50ZM54 115V114H53ZM80 115V114H79ZM82 115V114H81ZM173 115V116H172ZM180 115H178L179 117L175 120L176 121V123L178 122V121H180L179 120V118H180ZM190 115V114H189ZM194 116H193V118L195 117V113L193 114ZM197 115L199 116L200 114H198L197 113ZM229 115V114H228ZM244 115V114H243ZM251 115V114H250ZM250 115H247V116H250ZM10 116V115H9ZM17 116V115H16ZM24 116V118H25V116L26 115H23ZM22 115H20L19 114V118L20 117H23ZM28 116H29V114H28ZM27 116V117H28ZM34 116V115H33ZM37 116V115H36ZM36 116H34V117H30L29 119H31V118H36ZM39 116V115H38ZM38 116H37V118H38ZM76 116H78V115H76ZM85 116H87V114L85 115ZM88 116H90L89 114H88ZM87 116V117H88ZM165 116V117H166ZM188 116V115H187ZM198 116L196 117V119L198 118ZM231 116H232V114H231ZM242 116V115H241ZM252 116V115H251ZM253 116H255V115H253ZM257 116H260V115H257L256 114V116L255 117H257ZM7 117V116H6ZM62 117V116H61ZM65 117V116H64ZM72 117H74L75 119H76V117L73 115ZM81 116H79L78 117V120L76 119V120H72V125H73V122H75L76 121V123H77V121H79L80 119H86V121H87V119H88V122H89V120H90V118L88 117V118H86V117H81ZM94 117H91V118H93L94 119ZM164 117V118H165ZM174 117H173V119H171V121L172 120H174ZM202 117L204 118V116L202 115ZM234 117H236V116H234ZM1 118H3V116L1 117ZM5 118V117H4ZM53 118V117H52ZM67 118L69 119V117H68V115H67ZM66 117H65V119H67ZM73 118V119H74ZM80 118V119H79ZM201 118V117H200ZM206 118H207V116H206ZM237 118V117H236ZM239 118H240V116H239ZM253 118V117H252ZM39 119V118H38ZM41 119V118H40ZM48 119H49V117H48ZM54 119V118H53ZM58 119V118H57ZM64 119V120H65ZM65 120L66 122L67 121H69V120ZM93 119H91L92 120V124L93 125H95V126H97V123L95 124V123H93ZM217 119V118H216ZM229 119H231V117H229ZM228 119V120H229ZM243 119V118H242ZM249 119V118H248ZM248 119H246V120H248ZM251 119V118H250ZM254 119V118H253ZM12 120V119H11ZM33 120H36V119H33ZM51 120V119H50ZM59 120V119H58ZM63 120V121H64ZM161 120V121H160ZM181 120H182V118H181ZM188 120V119H187ZM186 120V121H187ZM202 120V119H201ZM206 120V119H205ZM213 120V119H212ZM228 120H227V122H228ZM232 120H233V118H232ZM245 120V119H244ZM245 120V121H246ZM7 121V120H6ZM9 121V120H8ZM13 122H14V120H12ZM24 121H27V119L25 118V120ZM29 121V120H28ZM31 121V120H30ZM29 121V122H30ZM36 121H38V120H36ZM46 121H48L47 119H46ZM62 121V122H63ZM80 121H82V120H80ZM85 121V120H84ZM245 121H244V123H245ZM255 121V120H254ZM10 122V124L7 122L6 123V125H5V123H4V125L5 126H13V124H12V122L11 121H9ZM41 122H42V120H41ZM43 122H44V120H43ZM48 122H50V121H48ZM58 123H60V125L62 124V122L60 121H57ZM69 122H71V119H70V121ZM88 122H86V123H88ZM163 122V123H162ZM173 122V121H172ZM182 122V121H181ZM188 122V121H187ZM209 122H211V121H209ZM241 122V121H240ZM250 122V121H249ZM248 122V123H249ZM23 123V122H22ZM21 123V124H22ZM25 123H28V122H25ZM45 123V126L46 125H48V124H46V122H44ZM68 123V122H67ZM80 123V122H79ZM79 123H77V125L79 124ZM82 123H83V121H82ZM81 123V124H82ZM159 123V124H158ZM162 123V124H161ZM174 124H175V122H173ZM204 123V122H203ZM257 123V122H256ZM255 123V124H256ZM2 124V123H1ZM1 124H0V126H1ZM8 124V125H7ZM21 124H19V123H16V125L14 124V126L13 127H15V126H17L18 128L19 127H22L23 126V124L21 125ZM34 124L36 125V122H34ZM50 124V123H49ZM65 124V123H64ZM63 124V125H64ZM69 124V123H68ZM75 124V123H74ZM81 124H79V125H81ZM85 124V123H84ZM84 124H82V127L81 128H86L85 126H87V125H85V126H83ZM92 124H90L89 123V125H91L92 126ZM101 124V125H102ZM161 124V125H160ZM165 124V123H164ZM167 124V123H166ZM167 124V125H168ZM179 123H177L176 125H178ZM185 124H186V122H185ZM196 124V123H195ZM230 124H233L232 123V121L230 122ZM247 124V123H246ZM253 124V123H252ZM4 125L2 124V127H4ZM21 125V126H20ZM25 125V124H24ZM29 125H31V124H29ZM40 125V124H39ZM67 125V124H66ZM71 125V126H72ZM76 125V124H75ZM74 125V126H75ZM78 125V126H79ZM158 125H159V127H158ZM181 125V124H180ZM197 125V124H196ZM205 125H206V123H205ZM208 125V124H207ZM222 125V124H221ZM33 126V125H32ZM49 126V125H48ZM70 126V127H71ZM74 126H72V127H74ZM110 126H106L105 128H108V127H110ZM188 126V125H187ZM186 126V127H187ZM210 126V125H209ZM261 126V125H260ZM30 127V126H29ZM28 127V128H29ZM37 128H38V126H36ZM53 127H55V125L53 126ZM58 127V126H57ZM75 127H77V126H75ZM87 127H89V126H87ZM113 127V128H114ZM178 127H179V125H178ZM185 127V128H186ZM191 127V126H190ZM193 127V126H192ZM196 127V126H195ZM198 127V126H197ZM201 127V126H200ZM204 127V126H203ZM211 127H214V126H210V127H208V130H209V128L211 129ZM245 127H246V125H245ZM5 128V127H4ZM12 128V127H11ZM31 128V127H30ZM34 128V127H33ZM37 128H35V129H37ZM46 128V127H45ZM48 128H50V129H52L51 128V126L50 127H48ZM80 128V127H79ZM80 128V130H82ZM90 128V127H89ZM100 128V127H99ZM102 128H104L103 126L101 127V129L99 130H95L96 132H97V134H99L100 133V131L102 130ZM172 128H174V126L172 125ZM205 128V127H204ZM219 128V127H218ZM6 129H8V128H6ZM22 129H23V127H22ZM71 129V128H70ZM73 129V128H72ZM171 129V128H170ZM177 129V127H175V130ZM192 129H194V128H192ZM203 129V128H202ZM229 130H230V128H228ZM261 129V128H260ZM10 130H13V128L12 129H10ZM15 130H16V127H15ZM18 130V129H17ZM16 130V131H17ZM19 130H20V128H19ZM18 130V131H19ZM39 130V129H38ZM41 130H42V128L39 130L40 131V134H41ZM44 130H46V129H43L42 131H44ZM53 130V129H52ZM75 130V129H74ZM92 130V129H91ZM90 130V131H91ZM106 130H108V129H106ZM106 130H104L105 132H107L108 133V136H109V134H111V133H109V132H112V130L111 131H106ZM161 130V131H160ZM173 130V129H172ZM175 130H173V131H175ZM182 130V129H181ZM187 130V129H186ZM200 130V129H199ZM217 130H219V129H217ZM216 130V126H215V131H217ZM228 130V131H229ZM250 130V129H249ZM257 130V129H256ZM17 131V132H18ZM23 131H25L24 129H23ZM23 131H19L18 132V135L17 136H19V133L20 132H23ZM37 131V130H36ZM35 131V132H36ZM77 131H78V129H77ZM94 131V130H93ZM94 131V132H95ZM103 131V132H104ZM113 131V132H114ZM160 131V132H159ZM164 131V130H163ZM189 131H191V130H189ZM197 131H198V128H197ZM200 131H202V130H200ZM215 131L213 130V132L215 133ZM221 130H219L218 132H220ZM223 131V130H222ZM227 130H225V131H223V132H226ZM235 131V130H234ZM247 131H248V129H247ZM252 131V130H251ZM1 132V131H0ZM4 132V131H3ZM12 132V131H11ZM29 132V131H28ZM33 132V131H32ZM59 132V134H60V131H58ZM62 132V131H61ZM72 132V131H71ZM80 131H78L77 133H79ZM103 132H101V136H102V133ZM104 132V133H105ZM119 132V133H118ZM172 132V131H171ZM236 132V131H235ZM256 132V131H255ZM259 132V131H258ZM263 132H264V130H263ZM45 134L47 133V131L46 132H44ZM50 132H48V134H49ZM65 133V132H64ZM77 133H75V135H77ZM83 133V132H82ZM88 133V132H87ZM90 133H92V132H90ZM90 133H89V136H93V137H95V135H97L96 133H95V135H90ZM107 133H106V135H107ZM117 133H118V135H117ZM122 133H124V131L122 132ZM173 133V132H172ZM187 133V132H186ZM192 133V132H191ZM207 133V132H206ZM227 134H228V132H226ZM248 133V132H247ZM14 134V133H13ZM24 134V136L26 135L25 133H23ZM22 134V135H23ZM30 133H28L27 135H29ZM33 134H35L34 132H33ZM36 134H37V132H36ZM36 134L34 135V137L36 136ZM39 134V135H40ZM53 134H55V133H53ZM53 134H49V136L51 135V141H53L52 140V138L53 137H55V135L53 136ZM72 134V133H71ZM80 134V133H79ZM78 134V135H79ZM84 134V133H83ZM126 134H128V135H126ZM175 134V133H174ZM173 134V135H174ZM185 134V133H184ZM196 134H197V132H196ZM196 134H194V135H196ZM215 134H217V133H215ZM221 134V133H220ZM230 134V133H229ZM248 134H251V133H248ZM261 134H263V133H261ZM22 135H20V136H22ZM42 135H44V134H42ZM47 135V134H46ZM57 135V134H56ZM60 135H62V134H60ZM64 135H66V133L64 134ZM113 135V134H112ZM115 135V134H114ZM113 135V136H114ZM124 135H122L121 134V136H123L124 137ZM179 135V134H178ZM181 135V134H180ZM187 135H188V133H187ZM260 135V134H259ZM264 135V134H263ZM17 136H16V138L15 139H17ZM20 136L18 137V140H21V138H20ZM23 136V137H24ZM45 136V135H44ZM53 136V137H52ZM68 137H71V136H69V135H67ZM80 136H81V134H80ZM85 136V135H84ZM105 135H103V137H104ZM107 136V137H108ZM120 136V137H121ZM177 136V135H176ZM190 135H188V137H189ZM193 136V135H192ZM209 136V135H208ZM212 136V135H211ZM211 136H209V137H211ZM216 136H218V135H215V137ZM23 137H22V140H23V143H24V141H25V139H23ZM30 137V139L32 140V137L31 136H29ZM37 137L38 138H36V139H38V141H40V140H42V139H39L40 138V136H38V134H37ZM46 137V136H45ZM44 137V138H45ZM47 137H48V135H47ZM58 137V136H57ZM62 137H63V135H62ZM88 137V136H87ZM87 137H86V139H87ZM96 137H98V136H96ZM102 137V138H103ZM109 137H111V136H109ZM108 137V138H109ZM168 137V138H167ZM171 137V139L172 138H174V140H175V137H172V136H170ZM196 137V136H195ZM199 137V136H198ZM197 137V138H198ZM3 138V137H2ZM13 138V137H12ZM27 139H28V137H26ZM41 138H42V136H41ZM43 138V140L45 141V139ZM85 138V137H84ZM99 138H100V135H99ZM98 138V139H99ZM102 138H100V139H102ZM106 138V137H105ZM187 138V137H186ZM191 138V137H190ZM193 138V137H192ZM204 138H205V136H204ZM217 138H219V136L217 137ZM217 138H209V139H211L212 141H214V139L216 140ZM220 138H223L224 139V133H223V135H222V137L220 136ZM219 138V139H220ZM230 138V137H229ZM238 139L239 138H241V137H237ZM236 138V139H237ZM243 138V137H242ZM5 138H3V140H4ZM14 139V140H15ZM35 138H34V140H36ZM48 139V138H47ZM63 139H64V137H63ZM80 138H76V140L78 141ZM81 139H83V138H81ZM85 139V140H86ZM89 139H92V137L91 138H89ZM94 139V138H93ZM107 139V138H106ZM106 140V141H108L105 145H110L111 143H109V142H112L111 140ZM196 139V138H195ZM200 139V138H199ZM201 139H202V137H201ZM207 139V141H208V138H206ZM223 139H221V140H223ZM255 139V138H254ZM253 139V140H254ZM13 140V141H14ZM30 140V141H31ZM33 140V141H34ZM56 139L54 138V141H55ZM61 140V139H60ZM66 140V139H65ZM65 140H62V142L63 141H65ZM95 140V139H94ZM96 140H97V138H96ZM95 140V141H96ZM105 140V139H104ZM127 140V139H126ZM187 140H189L188 138H187ZM192 140V139H191ZM190 140V141H191ZM203 140V139H202ZM221 140H218L219 142L221 141ZM226 142H223V143H226V144H228V139L226 138ZM232 141L230 142V139H229V142L233 145V146H235L232 142H234V140L233 139H231ZM243 140V139H242ZM10 141V140H9ZM17 141V140H16ZM50 141V142H51ZM57 141V140H56ZM84 141V140H83ZM83 141H81V142H83ZM89 141H92V140H89ZM88 141V142H89ZM193 142L194 141H196V140H192ZM205 141V140H204ZM206 141V142H207ZM211 141V143L213 144V146H215L214 144H215V142L217 141H215L214 143ZM216 142V145L217 146H215V147H218V144H219V142ZM225 141V140H224ZM240 140H238V142H239ZM15 142V141H14ZM20 142V141H19ZM27 143H24V144H28L29 142L28 141H26ZM35 142H37V141H35ZM46 142V141H45ZM44 142V143H45ZM61 142V143H62ZM66 142V141H65ZM73 142H74V140H73ZM87 142V141H86ZM105 141H103L102 140V142H101V146H102V144L104 143ZM113 142V143H114ZM122 142V141H121ZM187 142H189V141H187ZM200 142V141H199ZM6 143V142H5ZM17 144H18V141L16 142ZM22 142L20 143L21 145L23 144ZM31 143H33L32 141H31ZM31 143H30V145H31ZM38 143V142H37ZM40 143V142H39ZM49 143V140H48V142H47V144ZM56 143V142H55ZM57 143H60L59 141L57 142ZM71 143V142H70ZM80 143V142H79ZM77 144V147H79L80 146V144ZM100 143V142H99ZM109 143V144H108ZM123 143V142H122ZM130 143V144H131ZM195 143V142H194ZM201 143V142H200ZM200 143H198V144H200ZM218 143V144H217ZM222 142H220V145H222L223 144ZM243 143V142H242ZM1 144V143H0ZM24 144L22 145V146H24ZM36 144V143H35ZM41 144V143H40ZM40 144H39V146L38 145H34V147L35 146H37V147H42L43 145H45L46 147H47V149H48V147H50V145L48 146V145H46V143L45 144H43V141H42V144L43 145H41L40 146ZM50 144V143H49ZM52 144V143H51ZM65 144V143H64ZM76 144V143H75ZM83 144V143H82ZM89 144H91V142L89 143ZM97 144V143H96ZM128 144H129V142H128ZM129 144V145H130ZM188 144H190V142L188 143ZM204 144V143H203ZM203 144H201V145H203ZM255 144H256V142H255ZM68 145V144H67ZM67 145H66V147L65 148H67ZM87 144H85L84 146H86ZM98 145V144H97ZM100 145V144H99ZM104 145V146H105ZM123 145H125V144H123ZM127 145V144H126ZM144 145V146H145ZM171 145H172V143H171ZM174 145V144H173ZM172 145V146H173ZM187 145V144H186ZM197 145V144H196ZM195 145V146H196ZM200 145V146H201ZM205 145V144H204ZM220 145H219V147H220ZM230 145V144H229ZM246 145V144H245ZM262 145H264V144H262ZM0 146H6V145H0ZM9 146H11V144L9 145ZM12 146H14L13 144H12ZM12 146H11V148H12ZM28 146H29V144H28ZM52 146H54V145H52ZM59 146V145H58ZM57 146V148H59ZM74 146V145H73ZM89 146H91V145H89ZM96 146V145H95ZM107 146H106V148H107ZM111 146H114V144L113 145H110L108 148H107V150L109 149V148H111V149H114V147L112 148ZM128 146V145H127ZM127 146L126 147H124V148H127ZM193 147H195L194 145H192ZM244 146V145H243ZM14 147H16V146H14ZM13 147V148H14ZM25 147V146H24ZM23 147V150L25 149ZM26 147H27V145H26ZM37 147H35V149H38ZM61 147V146H60ZM71 147V146H70ZM80 147H83V145H81ZM79 147V148H80ZM87 147V146H86ZM97 148H98V146H96ZM122 147V148H123ZM138 147H140V146H138ZM177 147V146H176ZM196 147H199V145L198 146H196ZM202 147V146H201ZM200 147V148H201ZM208 147V146H207ZM211 147V146H210ZM222 147V146H221ZM228 147V146H227ZM230 147V146H229ZM236 147V146H235ZM240 147V145L238 146V148ZM253 148H254V146H252ZM3 149L4 148H6V147H2ZM18 147H16V149H17ZM20 148V147H19ZM31 148V147H30ZM54 148V147H53ZM56 148V147H55ZM90 148V147H89ZM95 148V147H94ZM119 148H120V146H119ZM123 148V149H124ZM172 148H174V147H172ZM187 148H188V145H187ZM200 148H199V151H200ZM202 148H205V147H202ZM223 148V147H222ZM3 149L0 151V156L2 157L4 154H2L1 155V153L3 152ZM7 149V148H6ZM28 149V148H27ZM26 149V151H29L30 149H28L27 150ZM43 149V148H42ZM46 148H45V152L46 153H48V155L50 154V151L48 152V150H52V148H50V149H48L47 150ZM110 149V150H111ZM116 149H118L117 147H116ZM123 149H121L122 151H123ZM129 149L131 150V145L129 146ZM128 149V150H129ZM133 149V148H132ZM175 149V148H174ZM173 149V150H174ZM190 149H191V147H190ZM209 149V148H208ZM212 149L214 150L215 148L214 147H212ZM229 149V148H228ZM228 149H227V151H228ZM237 148H235V150H236ZM240 150H242V148H239ZM249 149V148H248ZM255 149V148H254ZM20 150L22 151V149L20 148ZM78 150V149H77ZM82 150V149H81ZM81 150H79V151H81ZM88 150V149H87ZM98 151H99V149H97ZM96 150V151H97ZM120 150V151H121ZM127 151V149H124V151ZM129 150V151H130ZM160 152H159V151ZM192 150V149H191ZM190 150V151H191ZM196 150V149H195ZM212 150V151H213ZM216 150V149H215ZM234 150V149H233ZM232 150V152H234ZM244 151L243 152H240L239 150H237V151H239L240 152V154L241 153H244V152H246L245 151V149H243ZM247 150V149H246ZM252 150V149H251ZM256 150V149H255ZM5 151V150H4ZM7 151H8V149H7ZM10 151V150H9ZM8 151V152H9ZM26 151H24V152H26ZM34 151V149L32 150V154L34 153L33 152ZM53 151V150H52ZM51 151V152H52ZM56 151V150H55ZM54 151V152H55ZM109 151V150H108ZM112 151V150H111ZM110 151V152H111ZM115 151L116 150H113L109 155L111 156L112 154H113V152H114V154L116 155L117 154V152L115 153ZM134 150H132V152H133ZM170 151H172V150H170ZM249 151V150H248ZM254 151V150H253ZM7 152V153H8ZM15 152H18L19 154L21 153L20 151H15ZM23 152V151H22ZM22 153L21 155H26V153ZM36 152V151H35ZM38 152H41V150L39 151L38 150ZM43 152H44V150H43ZM42 152V154L40 153V158H43L44 157V155L43 154H46L45 152L43 153ZM62 152V151H61ZM76 152V151H75ZM74 151H73V153H74V155L75 154H78V151H77V153H75ZM85 152V151H84ZM83 152V153H84ZM93 152V151H92ZM100 152V151H99ZM98 152V153H99ZM173 152V151H172ZM171 152V153H172ZM210 152H211V150H210ZM251 152V151H250ZM4 153V152H3ZM29 154H30V151L28 152ZM28 153H27V156H28ZM53 153V152H52ZM126 153V152H125ZM128 153H131V151L130 152H128ZM128 153H126L127 154V156H128ZM226 153V152H225ZM230 153V152H229ZM238 153V152H237ZM249 153V152H248ZM59 154V153H58ZM93 154V153H92ZM108 154V153H107ZM189 154V153H188ZM210 154H212V153H210ZM213 154H215V152L213 153ZM218 154V153H217ZM228 154V153H227ZM227 154H226V156L225 157H228L227 156ZM253 154V153H252ZM251 154V155H252ZM262 154V153H261ZM263 154H264V152H263ZM8 155V154H7ZM15 155V154H14ZM13 155V158L15 157ZM16 155H17V153H16ZM31 155V154H30ZM29 155V156H30ZM41 155H42V157H41ZM79 155V154H78ZM86 155V154H85ZM101 155V154H100ZM99 155V156H100ZM117 155H119V158L120 157H127V156H120V152L117 154ZM122 155V154H121ZM137 155V154H136ZM136 155H132L133 157L134 156H136ZM180 155V156H179ZM210 156L209 155V152H208V154H206V156ZM216 155V154H215ZM220 155L221 154H219V156H217V157H220ZM223 155H225L224 153H223ZM223 155H221V156H223ZM230 155H232V154H230ZM242 155V154H241ZM243 155H246V154H243ZM255 155H257V157L259 158L260 156V154L258 155V154H255ZM34 156H36L37 157V154L35 155V153H34ZM47 156V155H46ZM45 156V157H46ZM51 156V155H50ZM53 156V155H52ZM65 156V155H64ZM68 156V155H67ZM106 156V155H105ZM131 156V157H132ZM148 157V158H146V157ZM195 156H196V154H195ZM203 156H205V152H204V155ZM214 156V155H213ZM212 156V157H213ZM237 156H239V155H237ZM247 156V155H246ZM254 156V155H253ZM4 157V159H2ZM2 158H0V160L2 159V160H5L6 159V157H5V155L3 156ZM36 157H34V159L36 158ZM74 157H76V155L74 156ZM81 157H83V156H81ZM89 157V156H88ZM92 157V156H91ZM104 157V156H103ZM103 157H101V158H103ZM112 157V156H111ZM114 157H116V156H114ZM128 157H130V156H128ZM127 157V158H128ZM131 158V160H133L134 158ZM194 157V156H193ZM192 156H190V157H188V158H190L189 160H192L191 158H193ZM198 157H199V155H198ZM197 157V158H198ZM225 157L223 158V159H225ZM232 157H234L235 158V156H232ZM232 157H229V158H231L232 160H233V158ZM247 157V158H248ZM255 157V156H254ZM263 157V156H262ZM27 158V157H26ZM33 158V157H32ZM37 158H39V157H37ZM47 158H49V156L47 157ZM62 157H60V159H61ZM77 158H79V157H77ZM76 158V159H77ZM93 158H94V156H93ZM106 158H107V156H106ZM110 157H108L107 159H109ZM113 158V157H112ZM118 158V159H119ZM123 158V159H124ZM142 158H144V159H146L145 161L142 159ZM199 158H201V156L199 157ZM199 158H198V160H199ZM203 158V157H202ZM208 158V157H207ZM210 158V157H209ZM241 158H243V157H241ZM240 157H239V160H243V159H241ZM17 159H19V158H17ZM28 159V158H27ZM33 159V162L34 161H36V159L34 160ZM44 159H46V158H44ZM58 159H59V157H58ZM58 159H57V167H58ZM80 159V158H79ZM85 159V158H84ZM83 159V160H84ZM87 159V158H86ZM107 159H105L104 158V160H107ZM111 159V158H110ZM109 159V160H110ZM115 159V158H114ZM117 159V158H116ZM118 159H117V161H118ZM194 159V158H193ZM212 159V158H211ZM210 159V160H211ZM220 159V158H219ZM228 158H226V160H227ZM230 159V160H231ZM237 160H238V158H236ZM253 159V160H254ZM264 158H262V160H263ZM14 160H16V159H14ZM22 160V159H21ZM43 160V159H42ZM42 160H40L41 161V163L44 161H42ZM50 160V159H49ZM51 160H52V158H51ZM50 160V161H51ZM82 160V161H83ZM89 160V159H88ZM91 160V159H90ZM103 160V161H104ZM113 160V159H112ZM120 160H121V158H120ZM130 159H128V161H129ZM141 160V161H140ZM201 160H203L202 162L204 163V160L205 159H201ZM201 160H199V161H201ZM206 160H208V159H206ZM222 160V158L220 159V161ZM238 160V161H239ZM6 161H8L7 159H6ZM12 161V160H11ZM17 161V160H16ZM16 161H14V162H16ZM24 161H28L29 163H31L32 161H29V160H24ZM24 161H20V160H18V162H24ZM39 160L37 161V162H40ZM46 161V160H45ZM53 161V160H52ZM51 161V162H52ZM65 161V160H64ZM80 161V160H79ZM95 161V160H94ZM111 161V160H110ZM127 160H126V158H125V162H126ZM135 161V160H134ZM137 161H135V163L137 162ZM176 161V162H175ZM196 161V160H195ZM219 161V162H220ZM228 161V160H227ZM237 161V163H239ZM240 161V162H241ZM244 161V160H243ZM13 162V163H14ZM18 162H16V163H18ZM49 162V161H48ZM47 162V163H48ZM81 162V161H80ZM90 162V161H89ZM92 162V161H91ZM119 162V161H118ZM122 162V161H121ZM139 162H137L136 164L139 166L140 164H139ZM194 162V161H193ZM197 162V161H196ZM210 162V161H209ZM208 162V163H209ZM223 162V160L221 161V163ZM228 162H230V161H228ZM245 162V161H244ZM263 162V161H262ZM1 164H0V166L2 165V163H3V161L2 162H0ZM7 163V162H6ZM10 164L12 163V162H9ZM8 163V164H9ZM12 163V164H13ZM35 163V162H34ZM45 163V162H44ZM54 163V162H53ZM54 163V164H55ZM62 163H63V161H62ZM79 163V162H78ZM88 163V162H87ZM94 163V162H93ZM112 163H114L115 164V162H112ZM112 163H110L111 164V166L113 165ZM143 163H141V164H143ZM214 163H215V165H216V163H217V161L215 162V160H214ZM220 163V164H221ZM226 163V162H225ZM231 163H232V161H231ZM264 163V162H263ZM4 164V163H3ZM8 164H6V166L8 165ZM11 164V165H12ZM19 164V163H18ZM28 164V163H27ZM43 164V163H42ZM52 164V163H51ZM76 164V163H75ZM80 164V163H79ZM90 164V163H89ZM100 164H102V163H100ZM105 164V163H104ZM107 164H109V162L107 163L106 162V166H107ZM110 164H109V166H110ZM122 164V163H121ZM133 164H134V162H133ZM164 164H165V162H164ZM167 164V163H166ZM199 164V163H198ZM204 164H206V162L204 163ZM229 164V163H228ZM240 164H238L239 166H241ZM252 164V169H250V173H249V175H248V173H247V171L246 170H249L248 168H249V166ZM5 165V164H4ZM21 165H23V166H26V163L25 164H21ZM29 165V164H28ZM27 165V166H28ZM44 165V164H43ZM50 165V164H49ZM69 165H70V163H69ZM74 165V164H73ZM85 165V164H84ZM97 165V164H96ZM95 165V166H96ZM119 165H120V162H119ZM123 165H124V161H123ZM146 165V166H147ZM185 165H186V163H185ZM189 166H188V170H190V168L193 166L194 168L196 167V166H194L193 165V163H192V166L190 165V164H188ZM213 165V164H212ZM218 165H219V163H218ZM222 165L224 166L225 164L224 163H222ZM227 165V164H226ZM5 166V167H6ZM10 166V165H9ZM9 166H7V167H9ZM14 166V165H13ZM15 166H16V164H15ZM19 167H21L20 166V164L18 165ZM22 166V167H23ZM30 166H32L33 167V165H30ZM30 166H28V167H30ZM45 166V165H44ZM43 166V167H44ZM48 166V165H47ZM56 166V165H55ZM54 166V167H55ZM65 166H66V164H65ZM64 166V167H65ZM86 166V165H85ZM87 166H90V165H87ZM100 166V165H99ZM105 165H104V168L106 167ZM108 166V167H109ZM118 166V165H117ZM125 166V165H124ZM142 165H140V168H141V170H145V169H142L143 167H145V166H142ZM149 166H147V167H149ZM162 166V165H161ZM170 166V167H171ZM191 166V167H190ZM210 166H211V164H210ZM21 167V168H22ZM27 167V168H28ZM43 167H41V169H43ZM56 167V168H57ZM92 166H90V168H91ZM97 167V166H96ZM101 167V166H100ZM115 167H116V164H115ZM114 166H113V168H115ZM120 168H118V169H121V166H119ZM126 167V166H125ZM130 167H132V165L130 166ZM129 167V168H130ZM137 167V166H136ZM147 167H146V169H147ZM164 167H165V169H164ZM169 167V166H168ZM167 167V168H168ZM170 167H169V169H170ZM186 167V166H185ZM218 167H221V166H216V168H218ZM248 167V168H247ZM15 168V167H14ZM26 168V167H25ZM25 168H24V170H25ZM52 168V167H51ZM72 168V167H71ZM77 168V167H76ZM89 168V169H90ZM93 168V167H92ZM127 168V167H126ZM128 168V169H129ZM135 168V167H134ZM133 168V169H134ZM177 168V169H178ZM199 168H195V170H199ZM232 168V167H231ZM262 168V169H261ZM18 168L16 167V170H17ZM29 169V168H28ZM48 169H49V167H48ZM55 169V168H54ZM64 169V168H63ZM70 169V168H69ZM78 169V168H77ZM81 169V168H80ZM79 169V170H80ZM86 169H88V168H86ZM88 169V170H89ZM97 169H98V167H97ZM105 169H107V168H105ZM108 169H110V168H108ZM117 169V170H118ZM130 169H132V168H130ZM136 169V168H135ZM233 169V168H232ZM12 170V169H11ZM13 170H15V169H13ZM12 170V171H13ZM23 170V169H22ZM27 170V169H26ZM35 170H37V169H35ZM34 170V171H35ZM58 170H59V168H58ZM60 170H61V168H60ZM66 171H67V173H68V170L67 169H65ZM82 170V169H81ZM93 170V169H92ZM100 170V169H99ZM102 170V169H101ZM115 170V169H114ZM161 170H162V168H161ZM191 170H192V168H191ZM231 169H229V171H230ZM6 171H7V169L5 168V170H2V171H0V173L2 174V173H6ZM9 171V170H8ZM21 170L19 169V171L18 172H20ZM32 171V170H31ZM42 171V170H41ZM63 170H61V173L63 174V172H62ZM66 171H64V173H66ZM75 171V170H74ZM94 171V170H93ZM98 171V170H97ZM106 171H108L109 172V170H106ZM112 171H113V169H112ZM112 171H111V173H112ZM127 171V170H126ZM133 171H135V170H133ZM138 171H140V169H138ZM147 171H149V170H147ZM167 171H168V173H167ZM185 171V172H184ZM200 172H201V170H199ZM233 172H234V170H232ZM246 171V172H245ZM16 172V171H15ZM18 172H16V173H18ZM28 172H30V170L28 171ZM27 172V173H28ZM39 173H40V171H38ZM50 172H52V170L50 171ZM58 172V171H57ZM76 172V171H75ZM83 172H87V171H84L83 170ZM90 172V171H89ZM108 172H105L106 174L105 175H107V173ZM116 172H118V171H116ZM125 172V171H124ZM153 172V174H154V171H149V173H147V172H145L147 175H149L150 173H152ZM162 172V171H161ZM160 172V173H161ZM231 172V171H230ZM232 172V173H233ZM9 173H13V172H9ZM16 173H14V174H16ZM21 173H22V171H21ZM32 173V172H31ZM44 173V172H43ZM56 173V172H55ZM96 173V172H95ZM99 173V172H98ZM102 172H100V174H101ZM110 173V172H109ZM109 173H108V175H109ZM113 173H114V171H113ZM113 173H112V175H113ZM133 173V172H132ZM131 173V175H133ZM140 173V172H139ZM139 173H137L139 176H140V174ZM141 173H143V172H141ZM195 173V174H194ZM235 173V172H234ZM8 174V173H7ZM23 174V173H22ZM40 174H42V173H40ZM80 174V173H79ZM79 174H76V175H79ZM90 174H92V173H89V177L91 176ZM124 174V173H123ZM128 174H130V173H128ZM135 174H136V171H135ZM144 174V173H143ZM143 174H142V176H143ZM4 175V174H3ZM9 175V174H8ZM45 175V174H44ZM47 175H48V173H47ZM52 175H54L53 173H52ZM51 175V176H52ZM57 175H60V172H59V174H57ZM65 175H67V174H65ZM69 175V174H68ZM84 175V174H83ZM112 175H109V177L110 176H112ZM119 175V174H118ZM126 175V174H125ZM131 175H130V177H131ZM147 175H144V176H147ZM159 177H158V176ZM190 175V174H189ZM7 176V175H6ZM12 176H14V175H12ZM16 176V175H15ZM22 176V175H21ZM23 176H25V175H23ZM30 176V175H29ZM29 176H28V178H29ZM42 176V175H41ZM50 176V175H49ZM62 176V175H61ZM60 176V177H61ZM75 176V175H74ZM85 176V175H84ZM115 176H117V175H115ZM123 176V175H122ZM149 176H152V175H149ZM149 176H147V179H149ZM169 176H172L171 178H169ZM188 176V175H187ZM187 176L186 175H183V179L185 180V178L184 177H186V180H187ZM192 176V175H191ZM203 176V177H202ZM230 176V177H229ZM11 177V176H10ZM19 177L20 176H18L17 178H18V180L16 179V177L14 178L15 180L12 182L13 183V185H14V182H15V184H16V188L17 189H14V191H13V187H11L10 186V184H7V185H9L10 186V188H11V191L12 192H15V190H19L22 194L21 195H25L26 197H28L30 200H32L31 202H32V204L34 203V201H35V199L36 198H38V196H37V194H39L43 189L41 188V191H39L38 192V190H39V188H38V190L37 189H35V192H34V190H32L33 189V184H28V181L27 180H25L24 182L23 181H19ZM35 177V176H34ZM53 177V176H52ZM51 177V178H52ZM55 177V176H54ZM101 177V176H100ZM106 177L107 176H105V179H106ZM119 177V176H118ZM125 177V176H124ZM129 177V176H128ZM136 177V176H135ZM135 177H133L134 178V180H136L135 179ZM141 177V176H140ZM153 177H154V175H153ZM195 177H193V179L195 178ZM217 177H222L219 181H217L215 178H217ZM9 177L7 176V177H5V179H6V181H7V179H8ZM23 178H26V177H23ZM41 178V177H40ZM46 178H47V176H46ZM49 178V177H48ZM50 178V179H51ZM57 178V177H56ZM72 178H73V176H72ZM75 178H76V176H75ZM81 178H82V176H81ZM95 178V177H94ZM111 178V177H110ZM132 178V179H133ZM137 178H138V176H137ZM146 178V177H145ZM181 178H182V176H181ZM9 179H12V178H9ZM9 179H8V181L7 182H9ZM21 179V178H20ZM32 179V178H31ZM54 179V178H53ZM53 179H52V181H53ZM79 178H77V180H78ZM101 179V178H100ZM104 179V178H103ZM104 179V180H105ZM129 178H127V180H128ZM142 179H144V178H142ZM146 179V180H147ZM3 180V182L5 181L4 180V178L2 179ZM23 180V179H22ZM35 180H38V181H40L38 178H36ZM34 180V181H35ZM49 180V179H48ZM47 180V181H48ZM76 180V181H77ZM80 180H82V179H80ZM89 180H90V178H89ZM92 180V179H91ZM90 180V181H91ZM99 180V179H98ZM109 180V179H108ZM107 180V181H108ZM130 180V179H129ZM133 180V181H134ZM145 180V181H146ZM5 181V182H6ZM10 181H12V180H10ZM26 181H27V185H26ZM30 181V180H29ZM37 181V182H38ZM44 182L46 181V180H43ZM58 181H59V178H58ZM71 181V180H70ZM85 181L86 180H84V182H83V180H82V184L80 185L81 187L83 186L84 187V184H85ZM100 181H102V180H100ZM132 181V183H134ZM147 181H149V180H147ZM146 181V182H147ZM49 182V181H48ZM88 182V181H87ZM106 182V181H105ZM119 182V181H118ZM117 182V183H118ZM142 182H143V184H144V181L142 180ZM141 182V183H142ZM192 182V183H191ZM194 182H197V181H194ZM10 183V182H9ZM11 183V184H12ZM35 183V182H34ZM67 183V182H66ZM72 183V182H71ZM70 183V184H71ZM74 183H77V182H74ZM79 183H81V181L79 182ZM79 183H77V184H74V185H78ZM92 183H93V181H92ZM116 183V184H117ZM5 184V183H4ZM39 184V183H38ZM47 184V183H46ZM50 184V183H49ZM54 184L56 185L57 184V182L55 183L54 182ZM90 184V183H89ZM99 184V183H98ZM115 184V185H116ZM119 185H120V183H118ZM136 184V183H135ZM143 184H141V185H143ZM3 185V184H2ZM12 185V186H13ZM32 186V188L30 189L29 187L30 186ZM36 185H37V183H36ZM43 185V184H42ZM71 185H73V184H71ZM70 185V186H71ZM95 185V184H94ZM100 185V184H99ZM151 185H152V183H151ZM15 186V185H14ZM29 186V187H28ZM39 186H41V185H39ZM38 186V187H39ZM46 186V185H45ZM56 186H59L58 184L56 185ZM64 186H65V183H64ZM68 186H69V184H68ZM79 185H78V187L81 189V187H80ZM132 186V185H131ZM7 187V186H6ZM35 187V186H34ZM49 187V186H48ZM51 187H52V183H51ZM54 188H55V186H53ZM76 187V186H75ZM87 186L85 185V188H86ZM94 187V186H93ZM101 187H102V184H101ZM104 188H106V186H103ZM147 187V186H146ZM10 188H9V190H10ZM36 188V187H35ZM46 188V187H45ZM62 188V187H61ZM67 188V187H66ZM66 188H64V189H66ZM88 188V187H87ZM86 188V189H87ZM95 188H96V185H95ZM97 188H98V185H97ZM131 188H134V187H131ZM8 189V188H7ZM49 189V188H48ZM56 190H57V188H55ZM52 189H50V191H51ZM55 190V191H56ZM72 190V189H71ZM77 190V189H76ZM76 190H74V188H73V191L75 192ZM88 190V189H87ZM86 190V191H87ZM98 190V189H97ZM101 190V189H100ZM99 190V191H100ZM5 191V190H4ZM72 191V192H73ZM81 191V190H80ZM90 191V190H89ZM89 191H87V192H89ZM93 191V190H92ZM98 191V192H99ZM132 191V190H131ZM134 191V190H133ZM7 192V191H6ZM20 192L18 193V191L17 192H15V193H12V194H16V193H18L17 195H19L20 194ZM47 192V194H48V191H46ZM86 192V193H87ZM10 193V192H9ZM37 193V194H36ZM45 193V192H44ZM50 193V192H49ZM54 194H55V192H53ZM53 193H51V198H49L50 199V201H51V199H53L52 197H54V196H52V194ZM59 193V192H58ZM57 193V195H60V194H58ZM75 193H78L77 191L75 192ZM83 193V196L85 195V193L84 192H82ZM81 193V194H82ZM102 193V192H101ZM103 193H102V195H103ZM11 194V195H12ZM69 194V193H68ZM72 194V193H71ZM74 194V193H73ZM98 194V193H97ZM99 194H100V192H99ZM108 194V195H109ZM130 194H131V192H130ZM23 195V196H24ZM40 195V194H39ZM44 195H46V194H44ZM64 195V194H63ZM81 196L80 195V193H78L77 194V196H75V199H76V197H79V196ZM96 195V194H95ZM23 196H20V197H23ZM41 196V195H40ZM39 196V197H40ZM47 196V195H46ZM60 196H62V195H60ZM86 196V195H85ZM13 197H14V195H13ZM19 197V196H18ZM19 197V198H20ZM25 197V198H26ZM42 197H43V193H42ZM63 197V196H62ZM62 197H60V199L62 198ZM68 197V196H67ZM66 197V198H67ZM72 197V196H71ZM89 197V196H88ZM104 196H102V198H103ZM18 198V199H19ZM24 198V199H25ZM57 198V196L55 195V197H54V199L55 200H57L56 199ZM66 198H64L63 197V200H64V203L63 204H65V203H67V201H65L66 200ZM73 198V197H72ZM72 198H70V199H72ZM80 198H83V197H80ZM79 198V199H80ZM90 198V197H89ZM92 198V197H91ZM102 198H101V200H102ZM107 198H109L108 200H107ZM14 199H15V197H14ZM17 199V198H16ZM27 199V198H26ZM29 199H27V201L29 200ZM43 200L44 199V197L43 198H40V200ZM59 199V200H60ZM78 199V200H79ZM88 200V198H87V196L85 197V200ZM97 200H99L98 198H96ZM106 199V202L107 201H111V197H107L106 196V198H104L103 200H105ZM10 200V199H9ZM19 200H21V198L19 199ZM23 200V199H22ZM34 200V201H33ZM42 200H41V202H42ZM48 200V199H47ZM54 200V202H56ZM73 200H74V198H73ZM83 200H84V198H83ZM83 200H81L82 202H85V200L83 201ZM95 200V199H94ZM94 200H93V202H94ZM24 201V200H23ZM22 201V202H23ZM25 202V204L26 203H28V202ZM46 201V200H45ZM49 200H48V202L47 203H49L50 202ZM62 201V200H61ZM69 201V200H68ZM77 201V200H76ZM14 202V201H13ZM30 202V203H31ZM38 202V201H37ZM44 202V201H43ZM53 201H51V203H52ZM57 202H58V200H57ZM69 202H72V201H69ZM74 203H75V201H73ZM78 202V201H77ZM76 202V203H77ZM81 202V204H83ZM5 203H7V202H5ZM39 203V202H38ZM45 203V202H44ZM50 203V204H51ZM61 203V202H60ZM78 203H80V200H79V202ZM77 203V204H78ZM86 203H88V202H86ZM85 203V204H86ZM95 203V202H94ZM102 203V202H101ZM104 203V202H103ZM102 203V204H103ZM108 203V202H107ZM110 203V202H109ZM113 203V202H112ZM2 204V203H1ZM4 204V203H3ZM9 204V203H8ZM17 204V203H16ZM19 204V203H18ZM23 204V203H22ZM24 204V205H25ZM49 204V205H50ZM93 204V203H92ZM98 204V203H97ZM11 205H13V204H11ZM35 205V204H34ZM38 206L40 205V204H37ZM42 205V204H41ZM45 205H47V204H45ZM55 204H53V205H50V207H53ZM66 205V204H65ZM64 205V206H65ZM94 205H96V204H94ZM94 205L92 206V207H94ZM109 205H111V204H109ZM16 206V205H15ZM18 206V205H17ZM17 206H16V208H17ZM22 206V205H21ZM20 206V204H19V207L20 208H22ZM37 206V207H38ZM69 206V205H68ZM71 206V205H70ZM81 206V205H80ZM83 206H84V204H83ZM83 206H82V208L81 209H83ZM86 206V205H85ZM111 206V208L115 211V207L113 208ZM27 207H29V206H27ZM57 207V206H56ZM30 208V207H29ZM31 208H33V205L31 206ZM30 208V209H31ZM54 208H55V206H54ZM103 208V207H102ZM2 209V208H1ZM6 209V208H5ZM38 209V208H37ZM45 209V208H44ZM48 209H49V207H48ZM56 209V208H55ZM87 209V208H86ZM91 209V208H90ZM94 209H95V207H94ZM94 209H92V210H94ZM96 209H98V208H96ZM40 210V209H39ZM57 210V209H56ZM78 210H80V208L78 209ZM106 210V209H105ZM112 210V211H113ZM15 211H17L16 209H15ZM18 211H19V209H18ZM23 211H25V209L23 210ZM27 211V210H26ZM31 211H33V209H31ZM85 211V210H84ZM112 211L110 212V213H112ZM117 211V210H116ZM19 212H21V211H19ZM19 212H16V213H19ZM45 212V211H44ZM44 212H42V213H44ZM58 212H59V210H58ZM64 212V211H63ZM74 212H76V211H74ZM79 212V211H78ZM117 212V213H118ZM46 213H48V212H46ZM45 213V214H46ZM50 213V212H49ZM60 213H61V211H60ZM64 213H66V212H64ZM73 213V212H72ZM91 213V212H90ZM94 213V212H93ZM96 213V212H95ZM108 213V215L110 214L109 212H107ZM15 214V213H14ZM79 215H80V213H78ZM96 214H98V213H96ZM96 214H94V215H96ZM100 214V213H99ZM98 214V215H99ZM104 214V213H103ZM40 215L41 214H39V216H38V214H37V216L40 218ZM91 215H92V213H91ZM106 215V214H105ZM111 215V214H110ZM118 215V214H117ZM116 215V216H117ZM36 216V215H35ZM35 216H34V218H35ZM43 216H45V215H43ZM42 215H41V219H44V218H49L48 216H46V217H43ZM53 216V215H52ZM51 216V217H52ZM75 216H76V214H75ZM101 216V215H100ZM113 216V215H112ZM119 216H117L118 217V219H119ZM80 216H78V218H79ZM88 217H90V215L88 216ZM105 217V216H104ZM31 218H33V217H31ZM54 218V217H53ZM72 218V217H71ZM82 218V217H81ZM95 219H96V217H94ZM100 218V217H99ZM98 218V219H99ZM102 218V217H101ZM108 218H109V220L111 219L109 216H108ZM108 218H107V216H106V219L108 220ZM114 218V217H113ZM37 219V218H36ZM41 219H39V221L41 220ZM50 219V218H49ZM90 219V218H89ZM117 219V220H118ZM31 220H33V219H31ZM45 220V219H44ZM43 220V221H44ZM47 220V219H46ZM56 220V219H55ZM66 220V219H65ZM64 220V221H65ZM67 220H68V218H67ZM115 220V219H114ZM26 221V220H25ZM34 221H36V220H34ZM52 221H53V219H52ZM71 221V220H70ZM69 221V222H70ZM73 221V220H72ZM81 221V220H80ZM95 221H97V220H95ZM95 221H94V223H95ZM20 222V221H19ZM45 222V221H44ZM67 222V221H66ZM74 222H75V220H74ZM78 222V221H77ZM82 222V221H81ZM106 222V221H105ZM109 223H111L110 221H108ZM16 223H17V221H16ZM41 223V222H40ZM45 223H47V222H45ZM45 223H43V224H45ZM64 223V222H63ZM71 223V222H70ZM76 223V222H75ZM86 223V222H85ZM100 223V222H99ZM107 223V222H106ZM115 223H116V221H115ZM117 223H119V221L117 222ZM116 223V224H117ZM22 224V223H21ZM29 224V223H28ZM65 224V223H64ZM79 224H80V222H79ZM86 224H88V223H86ZM90 224V223H89ZM88 224V225H89ZM97 224V223H96ZM108 224V223H107ZM107 224H106V226H107ZM111 224V225H112ZM11 225V224H10ZM30 225H34V224H30ZM29 225V226H30ZM53 225V224H52ZM70 225V224H69ZM76 225V224H75ZM104 225V224H103ZM102 225V226H103ZM24 226V225H23ZM39 226V225H38ZM47 226L48 225H46V228H47ZM51 226V225H50ZM54 226V225H53ZM52 226V227H53ZM56 226H59V225H56ZM73 226V225H72ZM82 226H83V223H82ZM82 226H80L81 228H82ZM98 226V225H97ZM96 226V227H97ZM11 227V226H10ZM31 227V226H30ZM76 227V226H75ZM87 227V226H86ZM92 227H93V225H92ZM17 228V227H16ZM21 228V227H20ZM27 228V227H26ZM36 228V227H35ZM49 228V227H48ZM88 228H89V226H88ZM94 228V227H93ZM92 228V229H93ZM102 228V227H101ZM103 228H104V226H103ZM107 228H108V226H107ZM36 229H39V227L38 228H36ZM51 229H53V228H51ZM62 229H64V228H62ZM80 229V228H79ZM78 229V230H79ZM110 229V228H109ZM15 230V229H14ZM17 230V229H16ZM29 230V229H28ZM45 230H48V229H45ZM55 230V229H54ZM60 230H61V227H60ZM68 230H70V229H68ZM72 230V229H71ZM89 230V229H88ZM106 230V229H105ZM114 230V229H113ZM42 231V230H41ZM53 231V230H52ZM64 231H65V229H64ZM110 231V230H109ZM109 231H107V233H108V237H110L111 235L113 236L114 234H113V231L112 232H109ZM8 232H10V231H8ZM16 232V231H15ZM21 232H23V231H21ZM38 232H39V230H38ZM47 232V231H46ZM74 232H76V230L74 231ZM88 232V231H87ZM18 233H20V232H18ZM28 233V232H27ZM56 233H57V229H56ZM78 235H77V234ZM75 234L77 235V236H80L81 234L80 233H78V231L76 232ZM91 233V232H90ZM97 233V232H96ZM102 233V232H101ZM105 233H106V231H105ZM106 233V234H107ZM110 233H112L111 235H109ZM21 234V233H20ZM30 234V233H29ZM51 234V233H50ZM52 234H55L54 232L52 233ZM92 234H95V233H92ZM104 234V233H103ZM31 235V234H30ZM34 235H35V233H34ZM46 236H47V233L45 234ZM74 235V233L72 234L71 233V236H73ZM41 236V235H40ZM52 236H54V235H52ZM75 236V235H74ZM96 236H98L97 234H96ZM111 236V237H112ZM121 236H119V237H121ZM2 237V236H1ZM17 237V236H16ZM110 237V238H111ZM115 237H117V236H115ZM114 236H113V238L115 239V240H117V238H115ZM121 237V238H122ZM14 238V237H13ZM58 238V237H57ZM60 238V237H59ZM62 238V237H61ZM46 239V238H45ZM55 239V238H54ZM113 239V240H114ZM173 240L172 241V243L170 242V243H168V241L169 240ZM59 240V239H58ZM82 240V239H81ZM80 240V241H81ZM114 240V241H115ZM122 240H119V242L120 241H122ZM26 241V240H25ZM29 241V240H28ZM79 241V240H78ZM113 241V242H114ZM138 241V240H137ZM141 241V240H140ZM59 242H62L61 240L59 241ZM86 242V241H85ZM20 243V242H19ZM80 243H82V241L80 242ZM89 243V242H88ZM87 243V244H88ZM41 244V243H40ZM70 244H72V243H70ZM78 244H79V242H78ZM77 244V242H76V245H78ZM90 244H93V243H91L90 242ZM128 244V243H127ZM18 245V244H17ZM21 245H23V244H21ZM53 245V244H52ZM55 245V244H54ZM61 245H62V243H61ZM64 245V244H63ZM75 245V246H76ZM94 245H96V244H94ZM115 245L117 246V244L115 243ZM15 246H16V244H15ZM49 246V245H48ZM84 246H85V243H84ZM116 246H114V247H116ZM125 246V245H124ZM133 246H135V244L133 245ZM25 247V246H24ZM38 247H40L39 245H38ZM47 247V246H46ZM57 247V246H56ZM79 247V246H78ZM82 247V246H81ZM80 247V248H81ZM92 247V246H91ZM102 247V246H101ZM109 247H110V245H109ZM16 248H17V246H16ZM45 248V247H44ZM69 246H68V250H69ZM83 248H85V247H83ZM104 248V247H103ZM119 248H121V247H119ZM55 249V248H54ZM75 249H77V248H75ZM82 249V248H81ZM111 249H113V248H111ZM122 249H124V248H122ZM16 250V249H15ZM60 250V249H59ZM66 250V249H65ZM78 250V249H77ZM102 250V249H101ZM107 250V249H106ZM114 251H115V249H113ZM121 250V249H120ZM126 250V249H125ZM133 250V249H132ZM83 251V250H82ZM81 251V252H82ZM108 251H109V248H108ZM119 251V250H118ZM50 252H51V250H50ZM60 252V251H59ZM64 252V251H63ZM74 252V251H73ZM86 252V251H85ZM117 252V251H116ZM27 253V252H26ZM80 253V252H79ZM89 254V253H88ZM126 254V253H125ZM129 254V253H128ZM63 255V254H62ZM61 255V256H62ZM65 255V254H64ZM78 256V255H77ZM111 256V255H110ZM132 256V255H131ZM78 258V257H77ZM117 258V257H116ZM120 258H121V256H120ZM123 258V257H122ZM121 258V259H122ZM131 258H133V257H131ZM142 258H144L145 260H146V262L147 263H143L142 262ZM99 259V258H98ZM120 259V260H121ZM128 259V258H127ZM116 260V259H115ZM115 260H113V261H115ZM118 260V259H117ZM123 260V259H122ZM132 260V259H131ZM77 261V260H76ZM88 261V260H87ZM94 261V260H93ZM111 261V260H110ZM124 261H126V259H124ZM129 261V260H128ZM128 261H126V262H128ZM144 261V260H143ZM130 262V261H129ZM97 263V262H96ZM116 263V262H115ZM119 263V262H118ZM133 263V262H132ZM125 264H127V263H125ZM129 264V263H128ZM131 264V263H130ZM135 264V263H134Z\"/></svg>",
	"mask_w": 264,
	"mask_h": 264
},
{
	"label": "rangeland",
	"instance_id": "374dc122",
	"mask_svg": "<svg viewBox=\"0 0 264 264\" xmlns=\"http://www.w3.org/2000/svg\"><path fill=\"white\" fill-rule=\"evenodd\" d=\"M1 2H0V124L2 123L3 125H4V123H5V125H6V123L8 122L9 124H10V122L9 121H11L12 122V124L14 123L15 125H16V123H19V124H21L22 122L25 124H23V129L25 130V131H23V129H22V127H19L20 128V130H19V128L17 127V126H15L16 127V130L18 129L19 131H23V132H20L19 133V136L20 135H22L23 133H25L26 135L24 136V134L22 135V136H20V138H21V140H18V137L19 136H17L18 135V132L15 130V127H13L14 126V124H13V126H9L8 124V126H5L4 125V127H2V124H1V126H0V145H6V146H0V151L3 149L2 147H6L7 149H8V151H7V149L6 148H4L3 149V152L1 153V155L2 154H4L5 155V157H6V159L8 160V161H6V159L5 160H2V159H4V155L1 157L0 156V158H2L1 160H0V162H2L3 161V163L5 164H3L2 163V165L0 166V171H2V170H5V168L7 169V171H6V173H0V264H125V263H131V264H137L136 262H135V260H134V255H135V253L133 254V253H131V252H134V248L135 249H137V245L138 244H141V242L143 241V238H140L141 236H138V237H135L136 238V242H138V244L137 243H134L135 244V246H133L134 244H131L130 242V240H131V238L128 240V241H123L122 239H124L120 234H116L115 232L118 230V228H119V225H122L123 226V224L121 223L123 220H122V218H120L121 216H119V215H121L119 212H118V209H117V206L116 205H113L116 209H115V211L111 208V206H112V204H116V203H114L115 202V200H112V199H114V198H112L113 196L111 195V194H109V193H106V192H104L103 193V191H102V189L103 190H107V188H108V184L110 183V179H112V177L113 178H115V177H117L118 179L115 181V184L118 182V183H120V185L117 183L116 185L114 184V188H115V190H116V192H117V190L118 189H116V187H124V184L122 185V183L125 181V182H128L129 181V183H130V185H129V187H130V191H129V195H130V197L131 196H133L134 194H135V192H137V191H135L137 188V184H138V186L140 185L141 187H144V188H147V189H149V188H151V186H153V183H154V181H151V183H152V185H151V183H150V179L152 180L153 178H155V179H158L157 177H156V174H158V175H161L162 173H163V165L164 166H166V169H168V171H169V173H168V171H167V173H168V175L169 174H171L172 175V173H171V171L172 170H176V171H179L180 170V168H176L175 169V167H173L172 168V166H175V165H173L172 164V166L170 165L171 164V162H167V161H169L168 159H166L167 161H165V158H164V161H157L156 163H161V165H160V168H159V166H158V169L157 170H155V169H152V168H150V166L149 165H147V163H149L148 162V160L149 159H147V162H145V163H143L141 160V163H143V164H141L139 161H137L136 159H141L140 157H138V156H141V157H144L143 156V154L145 155L146 154V152H147V150H148V146L147 145H145V144H139L138 146H140V147H138V146H136L135 148H134V146L135 145H133L132 143H131V141H130V138H131V136L129 135L128 137H126L124 134H125V130H122V132L124 131V133H120V135H118V133H117V139L116 140H118L119 141V139H120V141L117 143V145H115L116 144V142H114L113 140H111L112 139V137H113V139H114V137H116V133H115V127L113 128L112 126H110V125H108L109 123H112V122H114L113 120L111 121V120H109V121H107V122H109V123H107V122H105V125L106 126H110V127H108V128H105L106 126H104V124H102V123H104V121L101 123V124H98L97 123V121H102V120H100L99 118H97L96 116H97V112L96 111H93L92 109L95 107V105L97 106V104L93 101V99L95 98V96H96V93H94V95H92L90 98H87L88 100H87V102H85L86 101V96L88 97V95L90 96V93L93 91V88H99V87H101V83H98V82H100V81H97V79L100 77L99 76V74L101 75V77H102V74H103V71H104V68L106 67V64L105 63H109V58H110V56H105V60L103 59L102 61H100V65H101V67H100V65L98 64L99 62L97 61V65L94 63L95 61V58L94 57H90L89 59H88V63H86L85 65L86 66H84L85 67V69H87V68H89L87 71L88 72H86L87 74L88 73H90V72H92V74H93V76H94V72H96L95 70H94V66L95 67H100L101 69L103 68V70L100 72V70L97 68H95L96 70H99V72H96L95 74H96V76H94V77H96L95 78V80H93V81H88V85H87V87H91V84L93 85V88L91 87V88H87V87H85V85L84 86H82L79 82L77 83V82H75V80H77L78 78H75V77H78V75L77 76H75L74 77V82L75 83H73V81H71L72 83H68L69 84V88H67L66 86H67V83L66 82H68V81H66V78H65V74H67V73H65L63 76H64V78H65V80H63V76H62V78L61 77H57V76H55V77H57V79L53 76H51V75H58V73H59V69L61 70L62 68H60L61 67V65H59L60 63L62 64V65H64L61 61H63L64 63H65V61H66V57L67 56H65L63 53L62 54H60V53H58L57 55V57H62V56H64V57H62V59H64V60H60L59 58L57 59V58H55V56H56V53L57 52H55V50H56V48L53 46V44L55 43V42H52L51 40H53V38H54V35H56L55 36V38H57V39H59L58 37H57V33H59L58 32V30H57V32H56V30L55 29H57V27H56V25H54L55 23H52L51 21L53 20V22H54V17H53V15H55L54 14V12L56 13V14H58V12L57 11H59L60 9H58V8H60V6L59 5H61V9H65L66 7L64 6V7H62L64 4L62 3L63 2V0H61V1H59V0H56V1H58V2H60V3H62V4H59L58 2V4H57V8L56 7H53V5H55L56 4V1H54V0H0ZM42 1V2H41ZM236 1V0H235ZM240 0H238V2L236 1V3H237V5H239V7L237 8V9H239L240 10V13L238 14L237 13V15L235 16L236 18L238 17V19L240 20H237V22H236V25H237V27H239V30L241 31V36H243V35H245V33H246V35L249 33V35H247V36H249L247 39H249L251 36L250 35H252V40H251V38H250V42H251V44L253 45V47H252V45H251V47H252V49L251 48H249L248 49V51H247V55L249 56H247L246 54H245V56L244 57H240L239 58V60L238 59H233L234 57H232V56H234L233 54H231V56L229 55V54H227L228 55V57L230 56L231 58V60L226 56V59H224V58H222L221 56V58L219 57V55H218V57H217V53H216V50H218L219 48H217L218 46L216 45V41H215V39H214V37H215V35H210V34H205V31H202L201 33H200V35H199V37H202V38H192L191 36H187V38H186V36H185V39H184V37L183 38H181L182 36L181 35H177V37L175 38V33L173 34L174 35V37H173V35H169V33H168V31H162L160 28H159V25H158V23H157V21H156V19H154L153 20V17L151 18V16H149L148 17V19H147V22H148V27H152V28H154L153 29V33L151 32V37H153V40H154V38H155V40L157 41H159L158 43H165L164 45L163 44H161V46H160V44L158 45V48H157V51H159L160 49H162L161 51L162 52H165V50H167V52H165L164 53V55H163V53L160 51V52H158V53H162L161 55H159L161 58H159L160 59V61L158 60V62L157 63H155V64H158V63H160L161 61H163V59L166 57V59H168L169 57L168 56H170L172 59H174L175 57L174 56H176L179 52L181 53V52H183V55L181 56L180 55V53L177 55V57L176 58H179V59H177L176 61V63H178V65H176V63H175V65H176V67L175 68H177V66H179V68H177V69H175L176 70V72H177V76L179 77H177L176 75V77L178 78V80H182V79H184V78H186V75L187 74H185L183 71H184V68H182V66L184 67V66H186L185 68L187 69L188 68V70H189V68H190V70H195V71H197L198 70V72L199 73H206V74H208L209 76H210V78H211V81H212V83H214V82H216L215 84L216 85H214L213 87H215V89L213 88V89H210V88H207L208 86L206 85L205 86V88L208 90H204V89H201V87L203 88V86H198L197 84L195 85V88H197L198 87V91H197V89H194V87H190L189 85V87L191 88V89H194L193 90V93H192V91L190 90H188V88L189 87H187L185 90H186V93L187 92H190V93H187V94H185V91H184V93H183V91L182 90H180V87L178 88V86L173 90V92L174 93H171V97H173L172 98V100L174 99V106H172L171 104H170V101H171V97H170V101H169V103H166V104H164V106H167L166 107V109H165V107H164V112L162 111L163 110V108H162V110H160L161 111V114H163V115H165L166 116V114L167 113H169L170 111L171 112H173L174 110L176 111V110H178V111H174L176 114H177V117L175 116H173V115H175L174 113H173V117H174V120H172L173 122H175V124L171 121V119H173V117L170 119V117L168 116V114H167V116L165 117V116H161L162 118H160L161 120L162 119H164V121H167V120H165L167 117L170 119L168 122H162L161 124L163 125V127L162 126H160L159 127V125H158V127L159 128H161V130H162V132L161 133H164V134H166V133H168V134H166V136L167 135H169V132H167V131H170V136H172V137H175V140H174V138H172L171 139V137L170 136H168L167 138L169 139V141H171V143H172V145H171V143L170 144H168V146L169 147H166L165 146V151L162 153V155H160V156H164V157H166V155H167V157H171V155L172 156H175V153H176V155H178V153H180V149H178V147L180 148L181 146L179 145H177L176 143L177 142H179L180 144H183L184 143V141L186 142V143H184L183 145H182V152L184 151L183 150V148L185 147L186 148V152L185 153H187V149L189 150V154L187 153L186 154V161H183L182 160V162H183V168H185V170L187 169V171L185 172V173H187V174H183V175H188L187 176V180H186V177H184L185 178V180L183 179V175H182V173L181 174H179V175H181L182 176V178H181V176L179 177V179H181V182H183V181H186V182H184V183H188V182H190L191 180H189V178L190 177H192V178H190V179H192V184L194 185L195 184V186H196V184H198V183H201V182H199V180L201 181H203L204 179H201L200 178V176L202 175V173L206 170V168H211L212 166L214 167V169L215 170H219V168L220 169H224V170H227L229 173H230V175H232L231 177H233V175L234 174H236V175H238V171H239V168L241 167L242 168V164H244V163H246V166L248 165V164H250L252 161V163L255 165V167H257V166H259L258 164H256L254 161H257V162H259L258 160H261V163L262 164H264L263 162H264V159L262 160V158H264V154H263V152H264V145H262V144H264V132H263V130H264V123L262 124L261 122H259L260 121V119H261V117H262V113L260 112V111H258L259 109H258V107L257 106H255L254 104L252 105V103L254 102H256V105H258V102L259 101H257V100H262V98H263V95L261 94L260 95V93H262L261 91H262V89L264 90V74H262V72L264 73V69L262 70L261 68H263L262 66L261 67H259V69H261L262 70V72H260V70L258 69V66H260V65H262L260 62H261V60L263 59V63H264V56H263V54L261 53V51L264 53V49H263V43L264 42H262L261 43V41H262V39L260 40V42H259V38H258V36L260 37L261 36V34H262V36H263V39H264V10L263 9H260L259 7H258V3L261 1H257V0H253V2L255 1V2H258L257 4H256V6L254 5V3L252 2V0H242V1H240V2H243V3H240L239 2ZM247 1H250V2H247ZM264 1V0H263ZM263 1H261V2H263ZM18 2H20V3H18ZM29 2H31V3H29ZM5 4V5H3V4ZM12 3V4H11ZM15 3V4H14ZM32 3L34 4V3H38L37 5H32ZM47 3V4H46ZM239 3V4H238ZM247 3V4H246ZM252 4V6L251 7H249L250 6V4ZM10 4V5H9ZM41 4V5H40ZM45 4V5H44ZM51 4H53V5H51ZM242 4L244 5L245 4V6L243 7L242 6ZM249 4V5H248ZM261 4V3H260ZM259 4V5H260ZM13 7H12V6ZM28 5V6H27ZM49 5V6H48ZM73 5V6H72ZM72 7L74 8L75 7V5L72 3ZM255 7H254V6ZM5 6H6V8H5ZM26 6V7H25ZM29 6H31V7H29ZM41 6V7H40ZM52 6V7H51ZM56 6V5H55ZM2 7V8H1ZM29 9H28V8ZM35 9H34V8ZM44 7L46 8V10L44 9ZM49 7V8H48ZM51 7V8H50ZM71 7V8H72ZM247 7V8H246ZM249 7V8H248ZM255 8V10H254V8ZM258 7V8H257ZM39 8V9H38ZM53 8V10H54V12L52 11V10H50V9H52ZM258 10H257V9ZM2 9H4L3 11H2ZM64 9L62 10V11H64ZM245 9V10H244ZM260 9V10H259ZM24 11V13L22 12V11ZM40 10H41V12H40ZM67 10H69V9H67ZM66 9H65V11H67ZM8 13H7V12ZM38 11V12H37ZM64 11V13L65 14H63V12H61L63 15H66L67 13H69V12H65ZM71 11V10H70ZM248 11V12H247ZM11 12V13H10ZM13 12H15V13H13ZM19 12V13H18ZM51 14H50V13ZM52 12H53V15H52ZM247 12V13H246ZM250 12V13H249ZM252 12H254V13H252ZM256 12H258V13H256ZM4 13V14H3ZM5 13H7V14H5ZM29 13V14H28ZM39 13H42V14H39ZM48 13V15L46 16L45 14H47ZM242 13V14H241ZM11 14V15H10ZM13 14V15H12ZM31 14V15H30ZM39 14V15H38ZM258 14V15H257ZM22 15V16H21ZM33 15V16H32ZM35 15H37V16H35ZM43 15V16H42ZM44 15H45V17H44ZM49 15H52V17L54 18H52V20H50L49 21V19H51V17L49 16ZM61 15V14H60ZM63 15H61V16H59L60 18H64L65 16H63ZM257 15V16H256ZM30 16H31V18H30ZM49 16V17H48ZM261 16V17H260ZM4 17V18H3ZM11 17V18H10ZM22 17V18H21ZM29 17V18H28ZM41 17V19H38V18H40ZM56 17H58L57 15H56ZM59 17H58V19H56L55 20V22L57 23L58 21L57 20H59ZM244 17V18H243ZM16 18V19H15ZM19 18V19H18ZM21 18V19H20ZM23 18H24V20H23ZM259 18V19H258ZM262 18V19H261ZM27 19V20H26ZM29 19V20H28ZM35 19V20H34ZM48 20V23L49 24H47V20ZM257 19V20H256ZM261 19V20H260ZM5 20V21H4ZM21 20H23V21H21ZM38 20V21H37ZM36 21V22H35ZM46 21V22H45ZM60 21H62L61 19H60ZM132 21V22H131ZM130 21V27L129 28H131L130 30H131V32L129 33V34H125L124 35V33H123V35L122 36H124V37H129V39L127 38V40H126V38H125V40H126V42H128V40L131 42H129V46L127 47L128 48V51H127V49H125V50H123L122 49V45H119L120 47H118V49H121L122 51H120V52H122V53H120V52H118V54H119V58L121 59V57L122 58H124V59H121V62H120V59H119V62H117V63H115V68H117V69H114V67L111 69V70H109V72H110V74L112 73L113 75H114V77L115 78H117L116 77V75H118V74H120L121 73V70L123 71V69L126 71V70H128L129 71V73H128V79H127V81L125 80V83H123L124 82V80H122V82H120V80H116V79H114L116 82H114V80H113V83H114V85H115V83H121V84H119L120 85V87L117 85V88H116V90L118 91V90H121V89H123V90H121L122 92H123V94H124V98H126L127 100H126V102L129 100V96L131 95V93H133V92H131L130 93V89H132V91H135L136 92V90H137V86H139L138 84H131V86H130V83L131 82H136V83H138V78H137V75L134 77L133 76V73L135 74V71L138 69H136L135 67L136 66H142L143 67V62L141 61V60H144V59H141L140 60V56H142V57H144L143 55H142V53H141V51L143 52L144 50H149L150 49V47L148 46V41H150V40H152V39H150V38H146V37H150V36H143V38L142 37H140L139 36V38H138V36H134V35H132L133 33H137V23H135L136 22V20H134V19H132ZM134 21V22H133ZM3 22V23H2ZM6 22H7V24L9 25V26H6ZM23 22V23H22ZM27 22V23H26ZM28 22H29V24H28ZM34 22V23H33ZM38 22H40V23H38ZM42 22H43V24H42ZM44 22H45V24H44ZM258 22H260V23H258ZM15 23H16V25L17 24H19V26L17 25H15ZM25 23V24H24ZM133 23H135V24H133ZM15 25V27H14V25ZM51 24H53V26H54V28H52V33H49V31H48V34H49V37L50 36H52L53 38L52 39H50V42H52L51 44H52V47L55 49V50H53L52 49V47L51 46H49V45H46L47 47H45V45H44V47H43V45H41V43L42 42H44V41H47V43L49 42L48 40H45L44 38H46L47 37V39H49L48 38V36H47V33H46V29H48V27L50 28V26L51 27H53ZM134 26H133V25ZM239 24V25H238ZM242 24H244V27H243V25ZM24 25V26H23ZM36 25V26H35ZM38 25V26H37ZM48 26V27H46V26ZM50 25V26H49ZM5 26V27H4ZM35 26V27H34ZM40 26H41V28H40ZM242 26V27H241ZM251 26H252V28H251ZM12 27H14V30H13V28ZM17 27L19 28V29H17ZM23 27V28H22ZM25 27V28H24ZM29 27V28H28ZM56 27V28H55ZM157 27V28H156ZM248 27L250 28V29H248ZM6 30H5V29ZM11 28V29H10ZM22 28V30L21 31H23V33L21 32V31H19L20 29ZM27 28V29H26ZM34 28V29H33ZM36 28V29H35ZM39 28V29H38ZM248 29V31H247V29ZM253 28H255V29H253ZM24 29H25V31H24ZM51 29V28H50ZM49 29V30H50ZM156 29V30H155ZM158 29H160V31L158 30ZM164 29H166V28H164ZM16 30V31H15ZM29 32H28V31ZM244 30V31H243ZM17 31H19V32H17ZM43 31V33H45L46 34V37H43V36H45V34H43V33H41ZM243 31V32H242ZM252 31V32H251ZM21 32V36H20V34H18V33H20ZM26 34H25V33ZM33 32V34H31V33ZM51 32V31H50ZM56 32V34H54ZM248 32V33H247ZM257 32H258V34H260L261 32V34L260 35H258L257 34ZM8 33V34H7ZM27 33H29L28 35H27ZM41 33V34H40ZM164 35H163V34ZM244 33V34H243ZM254 33H256V34H254ZM23 34V35H22ZM24 34H25V37H24ZM31 34V36L29 37V35ZM40 34V35H39ZM52 34H54V35H52ZM204 34H205V36H204ZM8 37H7V36ZM17 35V36H16ZM27 35V36H26ZM132 35V36H131ZM158 35H161L160 37H158ZM217 35V34H216ZM13 36L15 37L14 38V40H13ZM23 36V37H22ZM34 36H35V39H34ZM39 36H41V38L39 37ZM130 36H131V38H130ZM155 36V37H154ZM163 36V37H162ZM165 36L167 37V38H165ZM178 36H180L179 37V39H178ZM212 36H214L213 38H212ZM246 36V37H247ZM261 36V37H262ZM12 37V38H11ZM37 37V38H36ZM124 37H122V39L124 38ZM134 37V38H133ZM137 37V38H136ZM144 37H145V39L146 40H144ZM162 37V38H161ZM204 37V38H203ZM260 37V38H261ZM8 38V41H6V39ZM12 40H11V39ZM24 38V40H22V39ZM31 38V39H30ZM44 40H43V39ZM189 38H190V40L191 41H188L189 40ZM16 39H18V40H16ZM26 39H28V40H26ZM34 39V40H33ZM42 39V40H41ZM134 39V40H133ZM136 39H138L142 44H139L140 42L138 41V40H136ZM141 39H143V40H141ZM150 39V40H149ZM10 40H11V42H10ZM21 40V41H20ZM124 40V41H125ZM185 40H187V41H185ZM195 40V41H194ZM198 40V41H197ZM200 40V41H199ZM13 41V42H12ZM14 41H16V42H14ZM21 43H20V42ZM23 41V42H22ZM40 42V44H39V42ZM42 41V42H41ZM54 41V40H53ZM57 41V40H56ZM137 41V42H136ZM147 41V42H146ZM165 41V42H164ZM166 41L168 42V43H166ZM25 42H27V43H25ZM38 42V43H37ZM58 42V41H57ZM57 42L55 43L56 45H57ZM147 43L146 45H145V43ZM185 42V43H184ZM193 44H192V43ZM214 44H213V43ZM19 43V44H18ZM133 43H136V44H134L133 45ZM171 43V44H170ZM187 43V44H186ZM188 43H190V44H188ZM206 43H207V45H206ZM42 44H44V43H42ZM46 44V43H45ZM122 44V43H121ZM145 46H147V47H149V48H146V47H144V45ZM176 44V45H175ZM189 45V47L191 48V50H190V48H189V50H186V49H188V48H186L187 46H185V45ZM199 44H200V46H199ZM214 46H213V45ZM131 45H133L134 47H135V45H136V48H138L139 47V49H138V52H139V50H140V55L139 54H134V56L136 57L137 55H139L138 57H139V62L137 63L136 61H134V60H136V59H133V52L134 51H136V53H138L137 52V49L135 50L134 49V51H133V46H131ZM166 45V46H165ZM170 45H175L174 47H182V49H181V47H180V49H181V51H179L180 49L179 48H174V49H172V47L170 48ZM178 45V46H177ZM183 45V46H182ZM217 47H216V46ZM261 45V46H260ZM39 46L41 47V51H40V48H39ZM48 46H49V48H48ZM138 46V47H137ZM140 46H141V48H143V49H141L140 48ZM184 46H185V48H184ZM199 46V47H198ZM201 46H203V47H201ZM206 46V47H205ZM210 47V49H209V47ZM2 47V48H1ZM51 47V48H50ZM130 47V48H129ZM133 47V48H132ZM171 49V50H169V48ZM215 47V49H212V48H214ZM5 50H4V49ZM16 48H17V50H16ZM31 48H33L32 50H31ZM42 48L43 49H45V51H46V54H44L45 53V51L44 50H42ZM146 48V49H145ZM195 48L198 50V48H199V51H200V54H199V51H197V50H195ZM201 48V49H200ZM224 48V46L223 47H221L220 49H223ZM2 49H3V51H2ZM26 49V50H25ZM36 49V50H35ZM38 49V50H37ZM48 49H50V50H48ZM205 51H203V50ZM263 49V50H262ZM16 50V51H15ZM20 50H22L21 52H20ZM35 50V51H34ZM56 50V51H57ZM164 50V51H163ZM186 51L185 53H187V54H184V51ZM197 51L198 53L196 54V56H195V54H194V56L193 55H191V53H190V55H188L189 54V52L188 51ZM210 50H212L214 53H215V55H216V57H214V56H211L210 57V55L211 54H214L213 52H211ZM251 50V51H250ZM24 51V52H23ZM28 51V52H27ZM31 51H33V52H31ZM42 51H44V53L42 52ZM51 52V51H53V52H51V53H48V52ZM124 51V52H123ZM146 51H144V53L147 55V56H153V55H156L157 54V52H156V50H154L153 52H155L156 54H152V53H146ZM194 51L192 52V53H194ZM201 51H202V53H204V55H205V53H206V57L201 53ZM37 52V53H36ZM40 52V53H39ZM41 52L44 54V57L42 56L43 54H41ZM127 54H126V53ZM147 52H150V51H147ZM168 52H170V53H168ZM209 52V54H207ZM255 52V53H254ZM13 53V54H12ZM18 53V54H17ZM30 53V54H29ZM31 53H32V56H31ZM47 53L49 54V55H47ZM135 53V52H134ZM172 53H173V55H172ZM176 53V54H175ZM249 53H250V55H249ZM257 53V54H256ZM260 53V54H259ZM12 54V55H11ZM16 54V56H14ZM26 54H27V56H26ZM35 54H37V55H35ZM41 54V55H40ZM52 54H53V56H52ZM124 54V55H123ZM175 54V55H174ZM182 54V53H181ZM261 55V56H259V55ZM23 57H22V56ZM28 55H29V57H28ZM55 55V56H54ZM60 55H62V56H60ZM131 55V57H129V56ZM188 55V56H187ZM201 55V56H200ZM204 57H203V56ZM257 55L259 56L258 57V60L256 59V57H257ZM18 56V57H17ZM21 56V58H23V60L24 61H22L21 60V58H20V60L18 59L19 57ZM34 56V57H33ZM49 56V60H48V62H45V61H47V57ZM147 56H145L144 58L145 59H150V60H148V61H150L151 63H152V65H154V63H153V58H154V56L151 58H147ZM163 56V57H162ZM189 57V62H191V63H193V65H197L196 63H198V65H200V67L199 66H196V68L193 66L192 67V64H191V66H190V64L189 65H186V64H188L186 61L184 62V60H185V57ZM262 56H263V58H262ZM15 57V58H14ZM31 59V61L28 59ZM37 57H39V58H37ZM42 57V58H41ZM125 57H126V59L128 58V60H126L125 59ZM180 57H181V59L182 58H184V60L182 59V61L180 60ZM215 59H213V58ZM8 58V59H7ZM37 58V59H36ZM132 58V60L131 61H134V63H136V64H134L135 66H132V64H131V61H130V59ZM163 58V59H162ZM203 58H205V59H203ZM206 58H207V60H206ZM227 58H228V60H227ZM242 58H244L243 60H241ZM260 58V59H259ZM7 59V60H6ZM11 59V60H10ZM12 59H13V61H12ZM26 59V60H25ZM28 59V60H27ZM36 60L35 62H34V60ZM42 60V61H44V65L41 63V61H38L37 62V60ZM54 60L55 59V61H57V60H60V61H58L57 62V64H56V62H54L55 64L54 65H51V63H53L51 60ZM152 59V60H151ZM170 59V58H169ZM216 59L219 61V62H221V64H222V66H221V64L219 63V62H217L216 61ZM220 59H221V61H220ZM9 60V61H8ZM33 60V61H32ZM124 60V61H123ZM165 60V59H164ZM178 60H179V62L181 63V65H179V62H178ZM212 61V62H207V61ZM214 60V61H213ZM224 60V61H223ZM236 60H238V62H236ZM260 60V61H259ZM8 61V62H7ZM12 61V62H11ZM20 61V63H18ZM26 61H28V62H26ZM106 61V62H105ZM108 61V62H107ZM219 63L218 64V66H217V63ZM259 61V63H258V65H257V62ZM5 62V63H4ZM51 62V63H50ZM103 62V63H102ZM122 62H123V64H122ZM125 62V63H124ZM127 62H128V65H130L131 64V67H130V69L131 68H135V69H132V70H134L133 71V73H132V70H130L129 68H128V65H126L127 64ZM142 62V63H141ZM150 62H148V63H150ZM183 62V63H182ZM207 62V63H206ZM213 62L215 63L214 65H213ZM223 62V63H222ZM225 62V63H224ZM227 62H229V63H227ZM4 65H3V64ZM8 63V64H7ZM17 63V64H16ZM24 63H25V65H26V68H25V66H24ZM27 63V64H26ZM30 63H31V66H27V65H30ZM35 63V64H34ZM40 63V64H39ZM92 63V67H90V65L89 64H91ZM130 63V64H129ZM210 63L212 64V65H210ZM233 63H234V65H233ZM235 63H237V66L235 65ZM238 63H241V64H238ZM11 64V65H10ZM40 66H38V65ZM50 64V65H49ZM121 64V65H120ZM183 64H185V65H183ZM207 64H208V66L209 67H207ZM230 66H229V65ZM10 65V66H9ZM21 65V66H20ZM89 65V67H87ZM152 65H147V67H149V66H152ZM159 65V64H158ZM158 65H155V66H153L154 67V69H153V71L152 72H150V74H153L154 75V77H151L152 78V83H154L155 85H159L158 87L157 86H155L154 88H158V91L157 92H161V95H159L158 96V98H162L163 96H164V98L167 96V84H166V82H164V81H162V80H160V82H159V80H157V79H159V78H161V77H165V76H163L162 74L165 72L164 71V68H158V67H160V66H158ZM203 65H206L205 66V68H203L204 66ZM216 65V66H215ZM220 65V66H219ZM226 65V66H225ZM241 65V66H240ZM257 65V66H256ZM14 66V67H13ZM19 66V67H18ZM33 66V67H32ZM37 67V68H35V67ZM56 66H59V68L57 69L56 68ZM125 66H127V69H125V68H123V67H125ZM189 66V67H188ZM210 66H213V67H211L210 68ZM13 67V68H12ZM22 67H24L23 69H22ZM63 67V66H62ZM122 67V68H121ZM180 67L183 69L182 71H181V69H180ZM203 68V69H201L200 70V68ZM208 68V70H210V71H208L207 70V68ZM218 67V70L216 69ZM238 67V68H237ZM248 67V68H247ZM250 67V68H249ZM15 68V69H14ZM36 70H35V69ZM46 68V69H45ZM51 70H50V69ZM58 70V73H57V71H56V69ZM90 68H92V69H90ZM120 68V69H119ZM156 68V69H155ZM198 68V69H197ZM210 68V69H209ZM227 68V69H226ZM232 68V69H231ZM241 68H243V69H241ZM254 70H253V69ZM10 69V70H9ZM29 69V70H28ZM35 70V71H33V70ZM43 69V70H42ZM148 69V68H147ZM158 69H160L161 70V72H163V73H156L155 71L157 70V72L158 71H160V70H158ZM224 69H226V70H224ZM234 69V70H233ZM238 71H237V70ZM246 69V70H245ZM249 69V70H248ZM13 70V71H12ZM30 70H31V72H30ZM53 70H55V71H53ZM163 70V71H162ZM175 70L173 71V74H175L176 72H175ZM193 70V71H194ZM232 71V72H229V71ZM236 70V71H235ZM243 70V71H242ZM17 71V72H16ZM23 71V72H22ZM29 71V72H28ZM39 71H41V73L43 72H45V74H41ZM53 71V72H52ZM94 71V72H93ZM106 68H105V74H103V76H107L108 75V72L106 73ZM115 71H117V73L115 72ZM182 73H181V72ZM208 71V72H207ZM217 73H216V72ZM220 71H222V73L220 72ZM226 71V72H225ZM248 71V72H247ZM258 71V72H257ZM8 72V73H7ZM11 72V73H10ZM16 72V73H15ZM34 74H33V73ZM36 72V73H35ZM47 72V73H46ZM115 72V73H114ZM130 72L132 73V75H130ZM154 72V73H153ZM175 72V73H174ZM212 72V73H211ZM234 72V73H233ZM20 73V74H19ZM30 73H31V75H30ZM49 73H50V75H49ZM52 73H54V74H52ZM55 73H57V74H55ZM99 73V74H98ZM123 73H125L124 71H123ZM166 73V72H165ZM214 73V74H213ZM243 73V74H242ZM7 74V75H6ZM23 74V75H22ZM27 74H29V76L27 75ZM33 74V75H32ZM127 74V73H126ZM157 74H158V76H157ZM160 74V75H159ZM221 74V75H220ZM19 76V78H18V76ZM45 75H47V76H45ZM98 75V76H97ZM165 75V74H164ZM212 75V76H211ZM213 75H215V76H213ZM218 75V76H217ZM223 75V76H222ZM225 75V76H224ZM227 75V76H226ZM229 75V76H228ZM231 75H235V76H237V77H235V76H232L233 78H231ZM243 75V76H242ZM245 75V76H244ZM248 75V76H247ZM35 76V77H34ZM38 76V77H37ZM42 76V78H40ZM48 76H50V77H48ZM68 76V78H69V75H67ZM88 76H89V78L91 77L92 78V75H87V78H88ZM133 76V77H132ZM159 77V78H157V77ZM222 76V77H221ZM239 76V77H238ZM23 77V78H22ZM32 77V78H31ZM37 77V78H36ZM100 77V78H101ZM130 77L132 78V81L130 82L129 81V79H130ZM181 77V78H180ZM215 77V78H214ZM234 77H235V79H234ZM259 77V78H258ZM12 79L11 81H10V79ZM15 78H18L17 80L15 79ZM39 78V79H38ZM44 78V79H43ZM51 78H53V81H52V79ZM54 78H55V81H54ZM81 78H83V77H81ZM87 78H85V79H87ZM89 78L87 79V80H89ZM90 78V79H91ZM154 78V79H153ZM238 78V79H237ZM262 78V79H261ZM15 79V80H14ZM41 79V80H40ZM47 79V80H46ZM59 79V80H58ZM61 79L63 80V81H61ZM136 79V80H135ZM232 79H234V80H232ZM254 81V82H252L251 83V81L252 80ZM262 80V81H260V80ZM57 80H58V82H57ZM67 80H71L70 78L69 79H67ZM73 80V79H72ZM131 80V79H130ZM155 80V81H154ZM157 80V81H156ZM216 80V81H215ZM231 80H232V83H233V85H232V87H231ZM237 80H239V81H237ZM242 82H241V81ZM245 80H248V81H246L245 82ZM13 81H16V82H13ZM51 81V82H50ZM64 81H66V82H64ZM117 81H119V82H117ZM128 81L130 82V83H128ZM226 81H229L230 83H228V82H226ZM234 81V82H233ZM40 82V83H39ZM58 84H57V83ZM60 82H63V83H60ZM93 82H95V85H94V83ZM97 82V83H96ZM218 82V83H217ZM237 82H240V83H237ZM245 82V83H244ZM257 82H259V83H257ZM20 83V84H19ZM43 83V84H42ZM55 83V84H54ZM77 83V84H76ZM89 83H91V84H89ZM157 83V84H156ZM160 83H163V84H160ZM228 83V84H227ZM250 83V84H249ZM18 84V86H16ZM59 84L61 85V87L65 84L66 86H63V87H65L66 88V90H68L67 92L65 91V88H64V90H63V93H64V91H65V93H64V95L62 94V90H60V89H62L60 86H59ZM73 85V86H70V85ZM79 84V85H78ZM98 84H99V87H98ZM223 84H226V86L227 85H229V86H227V88L223 85ZM245 84H247L248 85V87L246 86V87H244L245 86ZM76 85V86H75ZM77 85H78V87H77ZM97 85V86H96ZM124 85V87H127V88H124V87H122V86ZM150 85H151V83H150ZM165 87H164V86ZM213 85V84H212ZM218 85V86H217ZM223 86L224 87V89L221 87V86ZM244 85V86H243ZM262 85V86H261ZM44 86V87H43ZM54 87V89H56V87L58 86V90H54L52 87ZM79 86H80V89H79ZM94 86H96V87H94ZM160 86H162V87H160ZM243 86V87H242ZM59 87H60V89H59ZM86 90H84L83 88ZM200 87V88H199ZM229 87V88H228ZM231 87V88H230ZM49 88V89H48ZM83 90H82V89ZM162 89V91H163V93H162V91H161V89ZM177 88L179 89V90H177ZM189 88V89H190ZM217 88V89H216ZM222 88V89H221ZM247 88V89H246ZM253 88L254 89H257V90H253ZM36 89V90H35ZM75 89V90H74ZM92 89V90H91ZM94 89V90H95ZM125 89V90H124ZM126 89H128V90H130V91H128V90H126ZM210 89V90H209ZM6 90V91H5ZM20 90V91H19ZM35 90V91H34ZM78 90V91H77ZM83 91V93H82V91ZM87 90H88V92H87ZM100 88H99V90H98V92H100ZM203 90V91H202ZM212 90V92L214 93V95H213V93H211L210 94V91ZM224 90V91H223ZM235 90V91H234ZM242 90V92H239V91H241ZM244 90H246L245 92H244ZM247 90H249V91H247ZM252 92H251V91ZM9 91H14V92H16V91H18V92H16L15 93V96H17L16 94L18 93V94H25V95H18V97H15L14 96V92L13 93H11V92H9ZM57 91H58V93H57ZM59 91H60V93L63 95V96H61V94L59 93ZM70 91H72V92H70ZM200 91V92H199ZM205 91V92H204ZM215 91V92H214ZM216 91H218V92H216ZM224 93H223V92ZM4 92V93H3ZM20 92V93H19ZM77 92H79L78 93V96L76 97V94L75 93H77ZM85 92V93H84ZM89 93V94H87V93ZM122 92H120L121 94H122ZM127 92H129V94L130 95H128L127 94ZM166 92V93H165ZM177 92H180V93H177V95H178V98H177V95H176V93ZM182 92V93H181ZM196 92V93H195ZM228 92V93H227ZM230 92V93H229ZM249 92V93H248ZM257 92V93H256ZM3 93V94H2ZM9 93H11V95H13V96H10V95H8ZM29 93V94H28ZM34 93V94H33ZM67 93H68V95H67ZM69 93H74L75 94V100L76 99H78L79 98V101L80 102H83L82 104H84V106H85V108H84V106L83 107H81V108H84L85 110L87 109V106L89 105V107L91 106L92 108L90 109L89 107H88V109H90V110H86V112H88V113H86V112H84V110L82 109V112L80 113L79 111H81L80 109H78L77 111L79 112V113H76V115H78V116H76L75 114H73L75 117H76V119L78 120V117L79 116H81V117H86V118H90V120H89V122H88V119H87V121H86V119L84 118V119H80V120H82L83 121V123H82V121H77V123H79V124H84L83 126H85V125H87V126H89V127H87V126H85L86 128H81L82 127V124L81 125H77V123H76V121L75 122H73V125H72V120H76L74 117H72L73 115L71 114V112L74 110L73 109V104L75 105V106H77V107H75L74 106V108H79L78 107V100H77V102H75V100H74V97L72 98V96H71V94H69ZM80 93H82V95H85L86 94V96H83L82 97V95L80 94ZM203 93V94H202ZM216 93V94H215ZM228 95H227V94ZM240 93H242V94H240ZM255 93V94H254ZM5 94H7V95H5ZM27 94V95H26ZM34 95V96H32V95ZM55 94H57V96L55 95ZM59 94V95H58ZM73 94V95H74ZM81 96H80V95ZM91 94H93V92L91 93ZM122 94V95H123ZM127 94V95H126ZM165 94V95H164ZM183 94V95H182ZM185 94V95H184ZM200 94V95H199ZM202 94V95H201ZM207 94V95H206ZM252 94V95H251ZM256 94H258L257 96H256ZM48 95V96H47ZM55 95V96H54ZM67 95V96H66ZM196 95V96H195ZM227 95V96H226ZM234 95H235V97H234ZM237 95V96H236ZM245 95H246V97H245ZM255 95V96H254ZM7 96H8V99H7ZM21 98H20V97ZM70 96V97H69ZM125 96H127V97H125ZM175 96V97H174ZM251 96V97H250ZM258 96H260V97H258ZM261 96H262V98H261ZM12 97V98H11ZM25 97V98H24ZM48 97V98H47ZM59 97V98H58ZM62 97H64L63 99H62ZM81 97V98H80ZM185 97V98H184ZM188 97V98H187ZM198 97V98H197ZM227 97H228V99H227ZM242 97H245V99H247V100H249V101H251L252 103H250V102H247L246 100V102L244 101V98H242ZM247 97H249V98H247ZM253 97H255L254 99H253ZM14 98V99H13ZM15 98H17L18 99V101H17V99H15ZM29 98V99H28ZM176 98H177V102H176ZM183 99V100H181V99ZM238 98H240V99H238ZM257 98V99H256ZM25 99L27 100V101H25ZM55 99V100H54ZM61 99V100H60ZM73 99V100H72ZM82 99L83 100H85V101H82ZM91 99V100H90ZM187 99V100H186ZM191 99H193L192 101H191ZM199 99H201V100H199ZM202 99H204V103L206 104V102H205V99H206V101H208L207 103L208 104H206V105H208V107H209V99H210V101H211V106H213V107H216V108H214V110L216 109V111H213V107L211 108V111H209L208 110V108L206 109V107H205V105L203 104V100ZM214 100V101H216V102H214V101H212V100ZM233 99V100H232ZM9 100H11V101H9ZM64 100V101H63ZM167 100H169V98L167 99ZM185 100V101H184ZM227 100V101H226ZM253 100V101H252ZM255 100V101H254ZM14 101H16L15 103H14ZM23 101V102H22ZM39 101V102H38ZM51 103H50V102ZM59 101V102H58ZM61 101H63V102H61ZM92 101V104L90 103ZM160 102L162 101H165V99L163 100V98L161 99V100H159ZM180 101V102H179ZM184 103H182V102ZM190 101V102H189ZM195 101V102H194ZM198 101H200V102H198ZM222 101V102H221ZM232 101V102H231ZM8 102H13L12 104H10V103H8ZM20 102H22V103H20ZM26 102V103H25ZM30 102V103H29ZM44 102H45V104H44ZM91 104H89V103ZM166 102V101H165ZM164 102V103H165ZM189 102V103H188ZM197 102H198V104H200V103H202V104H200V105H197ZM229 102H230V104H229ZM238 102V103H237ZM2 103V104H1ZM3 103H5V104H3ZM18 103H20V104H18ZM32 103V104H31ZM62 103H64V104H66V106H70V104H72L71 106H72V108H71V106H70V108L69 109H72V111H70L69 109H68V107H65V105L64 104H62ZM67 103H68V105H67ZM171 103H173V101H171ZM178 105H177V104ZM180 103V104H179ZM190 103H191V105H190ZM214 103H216L215 105H214ZM243 103V104H242ZM245 103H247L246 105H245ZM8 104V105H7ZM10 104V105H9ZM14 104V107H12V105ZM22 104V105H21ZM31 104V105H30ZM41 104H43L42 106H41ZM85 104H88V105H85ZM94 104V106H92ZM188 104V105H187ZM196 104L197 105V108H196V106H194V105ZM218 104V105H217ZM234 104V105H233ZM242 104V105H241ZM251 104V105H250ZM2 105V106H1ZM18 105V106H17ZM22 107H21V106ZM25 106V108H24V106ZM26 105H27V107H26ZM34 105V106H33ZM55 105V106H54ZM63 105V106H62ZM177 105V106H176ZM222 105V106H221ZM223 105H224V107H225V109H224V107H223ZM231 105V106H230ZM237 105V106H236ZM242 106V107H240V106ZM244 105V106H243ZM252 106V110H251V107L250 106ZM44 106V107H43ZM46 106H47V108H46ZM51 106V107H50ZM58 108H57V107ZM135 107V109H134V111L137 109L136 107V105H134ZM169 106H171L172 107V109L169 107ZM184 106V107H183ZM191 106V107H190ZM194 106V107H193ZM204 106V107H203ZM219 106V107H218ZM234 106V107H233ZM235 106L237 107V108H235ZM253 106H255L256 107V109L257 110H255V109H253ZM16 107V109H14ZM50 107V108H49ZM62 107V108H61ZM66 109H65V108ZM173 107H174V109H173ZM175 107H176V109H175ZM179 107V108H178ZM182 107V108H181ZM190 107V108H189ZM199 107V108H198ZM200 107H201V109H200ZM220 107H221V109H220ZM228 107V108H227ZM254 107V108H255ZM13 108V109H12ZM38 108V109H37ZM126 108V110H124ZM133 108V107H132ZM169 108L171 109V110H169ZM191 108H194V109H191ZM232 108V109H231ZM240 108H242V109H240ZM246 109L247 108V110H244V109ZM248 108H249V111L251 110V112H249L248 111ZM25 109V110H24ZM30 109H32V110H30ZM67 111V114H65V110ZM95 109V108H94ZM129 107L126 105L122 110L125 112H127V110H128V112H130L129 111ZM187 109V110H186ZM198 109H200V110H198ZM238 109V110H237ZM3 110V111H2ZM23 110V111H22ZM34 110V111H33ZM52 110V111H51ZM54 110V111H53ZM57 110V111H56ZM60 110H62V111H60ZM68 110L70 111V113L68 114ZM91 110L93 111V113H96V116L94 117V115L95 114H93L92 115V112H91ZM191 110H193L192 111V113L194 112L195 113V117L193 118V114H191L190 112H191ZM196 110H197V112H196ZM219 110H222V112L221 111H219ZM225 110H227L228 112H226ZM230 110V111H229ZM254 110L256 111V112H254ZM20 111H22V112H20ZM29 111V112H28ZM65 111V112H64ZM76 111V110H75ZM76 111V112H77ZM169 111V112H168ZM181 111V112H180ZM190 111V112H189ZM238 111V112H237ZM244 111V112H243ZM245 111H248L247 113H245ZM5 112V113H4ZM17 112L20 114V115H26L25 116V118L27 119V121H24L25 120V118H24V116L23 117H20L19 118V114H17ZM26 114H25V113ZM51 112H54L53 114H51ZM84 112V113H83ZM163 112V113H162ZM183 112H185V113H183ZM200 112V113H199ZM203 112V113H202ZM213 112V113H212ZM232 114V116H231V114ZM242 112V113H241ZM3 113H4V115H3ZM7 113V114H6ZM23 113V114H22ZM47 113V114H46ZM51 115H50V114ZM64 113V114H63ZM73 113H75L74 111H73ZM179 113H182L181 115L179 114ZM197 113L198 114H200L199 116L197 115ZM252 115H250V114ZM254 113V114H253ZM257 115H260V116H257V117H255L256 116V114ZM15 114V115H14ZM28 114H29V116H28ZM34 116H38V118H37V116H36V118H31V119H29L30 117H34ZM50 116H49V115ZM71 114V115H70ZM80 114V115H79ZM82 114V115H81ZM87 114V116H88V114L90 115V116H85ZM172 114V113H171ZM170 113H169V115H171ZM190 114V115H189ZM229 114V115H228ZM244 114V115H243ZM10 115V116H9ZM17 115V116H16ZM32 115V116H31ZM67 115H68V117H69V119L67 118ZM178 115H180V118H179V120L180 121H178L177 123H179L178 125H179V127H178V125H176L177 123H176V119L179 117ZM188 115V116H187ZM202 115L204 116V118L202 117ZM242 115V116H241ZM247 115H250V116H247ZM253 115H255V116H253ZM3 116V118H1ZM7 116V117H6ZM28 116V117H27ZM62 116V117H61ZM70 121V119H71V122H69V121H65V120H67V119H65V117ZM198 116V118L196 119V117ZM206 116H207V118H206ZM234 116H236V117H234ZM239 116H240V118H239ZM5 117V118H4ZM48 117H49V119H48ZM54 119H53V118ZM91 117H94V119L93 118H91ZM165 117V118H164ZM201 117V118H200ZM229 117H231V119H229ZM254 119H253V118ZM41 118V119H40ZM59 120H58V119ZM74 118V119H73ZM95 118L96 119H99V120H95ZM181 118H182V120H181ZM217 118V119H216ZM232 118H233V120H232ZM243 118V119H242ZM249 118V119H248ZM251 118V119H250ZM14 120V122L12 121V120ZM33 119H36V120H38V121H36V120H33ZM46 119L48 120V121H50V122H48V121H46ZM51 119V120H50ZM65 119V120H64ZM91 119H93V123H97V126H95V125H93L91 122H92V120ZM188 119V120H187ZM202 119V120H201ZM206 119V120H205ZM213 119V120H212ZM229 119V120H228ZM246 119H248V120H245ZM7 120V121H6ZM9 120V121H8ZM30 122H29V121ZM41 120H42V122H41ZM43 120H44V122H46V124H48V125H46L45 126V123L43 122ZM64 120V121H63ZM85 120V121H84ZM160 120V121H161ZM188 122H187V121ZM227 120H228V122H227ZM255 120V121H254ZM57 121H63L62 122V124L60 125V123H58ZM91 121V122H90ZM182 121V122H181ZM209 121H211V122H209ZM232 121V123L233 124H230V122ZM241 121V122H240ZM244 121H245V123H244ZM250 121V122H249ZM25 122H28V123H25ZM34 122H36V125L34 124ZM86 122H88V123H86ZM171 122V123H170ZM185 122H186V124H185ZM204 122V123H203ZM249 122V123H248ZM257 122V123H256ZM50 123V124H49ZM65 123V124H64ZM76 125H75V124ZM89 123L90 124H92V126L91 125H89ZM168 123H170V124H172L173 126H174V128H172V125H170V127L168 128V126H169V124L167 125ZM197 125H196V124ZM205 123H206V125H205ZM247 123V124H246ZM253 123V124H252ZM256 123V124H255ZM21 124V125H22ZM29 124H31V125H29ZM40 124V125H39ZM64 124V125H63ZM67 124V125H66ZM159 124V123H158ZM160 124V125H161ZM181 124V125H180ZM208 124V125H207ZM222 124V125H221ZM20 125V126H21ZM33 125V126H32ZM55 125V127H53ZM77 126V127H72V126ZM188 125V126H187ZM214 126V127H211V129L209 128V130H208V127H210V126ZM245 125H246V127H245ZM261 125V126H260ZM31 128H30V127ZM36 126H38V128L36 127ZM51 126V128L53 129H50V128H48V127H50ZM58 126V127H57ZM71 126V127H70ZM104 127V128H102V130L100 131V133L99 134H97V130L99 129H101V127ZM187 126V127H186ZM191 126V127H190ZM193 126V127H192ZM196 126V127H195ZM198 126V127H197ZM201 126V127H200ZM205 128H204V127ZM215 126H216V130L217 129H219V130H221L220 132H218L219 130H217V131H215ZM13 128V130H10V129H12ZM29 127V128H28ZM34 127V128H33ZM46 127V128H45ZM82 129V130H80V128ZM100 127V128H99ZM175 127H177V129L175 130ZM186 127V128H185ZM219 127V128H218ZM6 128H8V129H6ZM35 128H37V129H35ZM42 128V130L43 129H46V130H44V131H42L41 130V134H40V129ZM71 128V129H70ZM73 128V129H72ZM166 128H168V130L166 129ZM171 128V129H170ZM192 128H194V129H192ZM197 128H198V131H197ZM203 128V129H202ZM228 128H230V130L228 129ZM261 128V129H260ZM39 129V130H38ZM75 129V130H74ZM77 129H78V131H80L79 133L81 134V136H80V134L79 133H77L78 131H77ZM92 129V130H91ZM97 129V130H96ZM106 129H108V130H106ZM175 130V131H173V130ZM182 129V130H181ZM187 129V130H186ZM202 130V131H200V130ZM247 129H248V131H247ZM250 129V130H249ZM257 129V130H256ZM37 130V131H36ZM91 130V131H90ZM95 132H94V131ZM104 130H106V131H111L112 130V132H109V133H111V134H109V136H111V137H109L108 136V133L107 132H105ZM160 130V131H161ZM167 130V131H166ZM189 130H191V131H189ZM213 130L215 131V133H217V134H215L214 132H213ZM225 131V130H227L226 132H228V134L226 133V132H223V131ZM229 130V131H228ZM236 132H235V131ZM252 130V131H251ZM4 131V132H3ZM12 131V132H11ZM29 131V132H28ZM36 134V132H37V134H38V136H40V138L39 139H42V140H40V141H38V139H36V138H38L37 137V134H36V136L34 137V135L35 134H33V132ZM36 131V132H35ZM47 131V135H48V137H47V135L44 133V132H46ZM58 131H60V134H62L63 135V137H64V139H63V137H62V135H60L59 134V132ZM62 131V132H61ZM72 131V132H71ZM105 133H104V132ZM114 131V132H113ZM159 131V132H160ZM173 133H172V132ZM256 131V132H255ZM259 131V132H258ZM48 132H50L51 134H53V133H55V134H53V136L55 135V137H53L52 138V140L53 141H51V135L49 136V134H48ZM66 133V135H64L65 133ZM84 134H83V133ZM88 132V133H87ZM90 132H92V133H90ZM101 132H103L102 133V136H101ZM166 132V133H165ZM188 133V135H190L189 137H188V135H187V133ZM192 132V133H191ZM196 132H197V134H196ZM207 132V133H206ZM251 133V134H248V133ZM14 133V134H13ZM28 133H30L29 135H27ZM72 133V134H71ZM75 133H77V135H75ZM89 133H90V135L92 134V135H95V133L97 134V135H95V137H93V136H89ZM106 133H107V135H106ZM175 133V134H174ZM185 133V134H184ZM221 133V134H220ZM223 133H224V139L223 138H220V136L222 137V135H223ZM230 133V134H229ZM261 133H263V134H261ZM40 134V135H39ZM42 134H44V135H42ZM57 134V135H56ZM79 134V135H78ZM114 136H113V135ZM121 134L122 135H124V137L123 136H121ZM174 134V135H173ZM179 134V135H178ZM181 134V135H180ZM194 134H196V135H194ZM260 134V135H259ZM67 135H69V136H71V137H68ZM85 135V136H84ZM99 135H100V138H102L103 137V135H105L102 139H100L99 138ZM126 135H128V134H126ZM177 135V136H176ZM193 135V136H192ZM211 136V137H209V136ZM215 135H218L219 136V138H217L218 136H216L215 137ZM16 136H17V139H15L16 138ZM24 136V137H23ZM29 136H31L32 137V140L30 139V137ZM41 136H42V138H41ZM58 136V137H57ZM88 136V137H87ZM96 136H98V137H96ZM109 138H108V137ZM121 136V137H120ZM182 137V139L183 138H185V139H183L182 141H183V143H182V141H181V137ZM196 136V137H195ZM199 136V137H198ZM204 136H205V138H204ZM5 138L4 140H3V138ZM13 137V138H12ZM15 137V138H14ZM22 137H23V139H25V141H24V143H27L26 141H28L29 143V146H28V144H24L23 143V140H22ZM26 137H28V139L26 138ZM45 137V138H44ZM85 137V138H84ZM86 137H87V139H86ZM92 137V139H89V138H91ZM109 140L110 138V140L112 141V142H109V143H111L110 145H113L114 144V146H111L112 148L114 147V149H111V148H109L108 150H107V148L110 146V145H105L108 141H106L107 139ZM189 139V140H187V138ZM191 137V138H190ZM193 137V138H192ZM198 137V138H197ZM201 137H202V139H201ZM230 137V138H229ZM237 137H241V138H237ZM243 137V138H242ZM34 138L36 139V140H34ZM43 138L45 139V141L43 140ZM48 138V139H47ZM54 138L57 140H55L54 141ZM76 138L78 139V138H80L78 141L76 140ZM81 138H83V139H81ZM96 140V138H97V140L95 141L94 139ZM99 138V139H98ZM196 138V139H195ZM200 138V139H199ZM206 138H208V141H207V139ZM209 138H217L216 140L218 141V140H221V139H223V140H221L220 142H226L227 140H226V138L228 139V144H226V143H223L222 145H220V142H219V144H218V147H215V146H217L216 145V140L214 139V141H212L211 139H209ZM237 138V139H236ZM255 138V139H254ZM15 139V140H14ZM61 139V140H60ZM66 139V140H65ZM86 139V140H85ZM105 139V140H104ZM127 139V140H126ZM196 140V141H192V140ZM229 139H230V142L232 141L231 139H233L234 140V142H232L235 146H233L230 142H229ZM243 139V140H242ZM254 139V140H253ZM10 140V141H9ZM15 142H14V141ZM18 141V144L16 143L17 141ZM33 142V143H31V141ZM34 140V141H33ZM48 140H49V143L47 144V142H48ZM62 140H65V141H63L62 142ZM73 140H74V142H73ZM84 140V141H83ZM89 140H92V141H89ZM102 140L103 141H105L103 144H102V146H101V142H102ZM115 140V139H114ZM176 140H178V141H176ZM191 140V141H190ZM205 140V141H204ZM225 140V141H224ZM238 140H240L239 142H238ZM20 141V142H19ZM35 141H37V142H35ZM42 141H43V144H45L46 143V145H50V147H48V149H50V148H52V150L50 149V150H48L47 149V147L45 146V145H43L42 144ZM51 141V142H50ZM60 142V143H57V142ZM81 141H83V142H81ZM87 141V142H86ZM89 141V142H88ZM123 143H122V142ZM175 141H176V143H175ZM187 141H189L190 142V144H188L189 142H187ZM201 143H200V142ZM207 141V142H206ZM211 141L214 143L215 141V146H213V144L211 143ZM6 142V143H5ZM23 143L24 144V146H22L20 143ZM41 144H40V143ZM45 142V143H44ZM56 142V143H55ZM62 142V143H61ZM71 142V143H70ZM80 142V143H79ZM91 142V144H89ZM100 142V143H99ZM114 142V143H113ZM128 142H129V144L131 145V150L129 149V144H128ZM243 142V143H242ZM255 142H256V144H255ZM30 143H31V145H30ZM36 143V144H35ZM52 143V144H51ZM65 143V144H64ZM76 143V144H75ZM80 144V146L81 145H83V147H77V144ZM83 143V144H82ZM98 145H97V144ZM108 143V144H109ZM198 143H200V144H198ZM205 145H204V144ZM11 144V146H12V144L14 145V146H16V147H18L17 149H16V147H14V146H12V148H11V146H9ZM39 144H40V146L41 145H43L42 147H37V146H35V147H37L38 149H35V147H34V145H38L39 146ZM68 144V145H67ZM85 144H87L86 146H84ZM100 144V145H99ZM123 144H125V145H123ZM128 146H127V145ZM188 145V148H187V145ZM197 144V145H196ZM201 144H203V145H201ZM230 144V145H229ZM246 144V145H245ZM26 145H27V147H26ZM52 145H54V146H52ZM59 145V146H58ZM66 145H67V148H65L66 147ZM74 145V146H73ZM89 145H91V146H89ZM98 146V148L96 147V146ZM105 145V146H104ZM145 145V146H144ZM192 145H196V146H198L199 145V147H193ZM202 147H205V148H202ZM219 145H220V147H219ZM240 145V147L239 148H242V150H240L239 148H238V146ZM244 145V146H243ZM57 146L59 147V148H57ZM61 146V147H60ZM71 146V147H70ZM106 146H107V148H106ZM119 146H120V148H119ZM126 147L127 146V148H124V147ZM177 146V147H176ZM184 146V147H183ZM208 146V147H207ZM211 146V147H210ZM223 148H222V147ZM228 146V147H227ZM230 146V147H229ZM252 146H254V148L256 149H254ZM14 147V148H13ZM22 149V151L24 152V151H26V149L28 148V149H30L29 151H30V154L28 153L29 151H26V152H24V153H26V155H21L23 152L20 150V148ZM23 147L25 148L24 150H23ZM31 147V148H30ZM54 147V148H53ZM56 147V148H55ZM90 147V148H89ZM95 147V148H94ZM116 147L118 148V149H116ZM127 149V151L125 150L124 151V149ZM172 147H174V148H172ZM190 147H191V149H190ZM201 147V148H200ZM212 147H214L215 149L213 150L212 149ZM43 148V149H42ZM45 148L48 150V152L50 151V154L48 155V153H46L45 151ZM133 148V149H132ZM199 148H200V151H199ZM209 148V149H208ZM229 148V149H228ZM235 148H237L236 150H235ZM249 148V149H248ZM27 149V150H28ZM34 149V153H35V155L37 154V157H39V158H37L36 156H34V153L32 154L31 152H32V150ZM78 149V150H77ZM82 149V150H81ZM88 149V150H87ZM97 149H99V151L97 150ZM113 151V150H116L115 151V153L117 152V154L120 152V156H127V154L126 153H128V152H130L131 151V153H128V156H130V157H125L126 158V162H125V158L124 157H120L121 158V160H120V158H119V155H115L114 154V152H113V154L110 156L109 154L112 152L111 150ZM121 149H123V151L121 150ZM130 151H129V150ZM174 149V150H173ZM196 149V150H195ZM227 149H228V151H227ZM234 149V150H233ZM243 149H245V151L246 152H244V153H241L240 154V152H243L244 150ZM247 149V150H246ZM252 149V150H251ZM5 150V151H4ZM20 151L21 153L19 154L18 152H15V151ZM38 150L40 151L41 150V152H38ZM43 150H44V152L46 153V154H43L44 155V157L43 158H40V153L42 154V152H43ZM56 150V151H55ZM79 150H81V151H79ZM97 150V151H96ZM121 150V151H120ZM132 150H134L133 152H132ZM170 150H172V151H170ZM175 150H177V152H178V150H179V152L177 153V152H174ZM191 150V151H190ZM210 150H211V152H210ZM213 150V151H212ZM232 150L234 151V152H232ZM237 150H239V151H237ZM249 150V151H248ZM254 150V151H253ZM36 151V152H35ZM53 153H52V152ZM55 151V152H54ZM62 151V152H61ZM73 151L75 152V153H77V151H78V154H75L76 155V157H74L75 155H74V153H73ZM85 151V152H84ZM93 151V152H92ZM111 151V152H110ZM159 151V150H158ZM251 151V152H250ZM8 152V153H7ZM43 152V153H44ZM84 152V153H83ZM99 152V153H98ZM126 152V153H125ZM160 152V151H159ZM172 152V153H171ZM181 152V153H182ZM204 152H205V156H203L204 155ZM208 152H209V155L210 156H206V154H208ZM215 152V154H213ZM226 152V153H225ZM230 152V153H229ZM238 152V153H237ZM249 152V153H248ZM16 153H17V155H16ZM27 153H28V156H27ZM59 153V154H58ZM93 153V154H92ZM108 153V154H107ZM180 153V155H182ZM210 153H212V154H210ZM218 153V154H217ZM223 153L225 154V155H223ZM228 153V154H227ZM253 153V154H252ZM262 153V154H261ZM8 154V155H7ZM15 154V155H14ZM86 154V155H85ZM101 154V155H100ZM122 154V155H121ZM137 154V155H136ZM195 154H196V156H195ZM219 154H221V155H223V156H221L220 155V157H217V156H219ZM226 154H227V156L228 157H225L226 156ZM230 154H232V155H230ZM243 154H246V155H243ZM252 154V155H251ZM255 154H260L259 156V158L257 157V155H255ZM13 155L15 156L14 158H13ZM30 155V156H29ZM47 155V156H46ZM51 155V156H50ZM53 155V156H52ZM65 155V156H64ZM68 155V156H67ZM100 155V156H99ZM107 156V158L108 157H110L109 159L111 160H109V159H107L106 158V156ZM132 155H136V156H132ZM179 155V156H180ZM198 155H199V157L201 156V158H199L198 157ZM214 155V156H213ZM237 155H239V156H237ZM255 157H254V156ZM46 156V157H45ZM49 156V158H47ZM81 156H83V157H81ZM89 156V157H88ZM92 156V157H91ZM93 156H94V158H93ZM104 156V157H103ZM114 156H116V157H114ZM134 158L133 160H131V158L132 157ZM183 156H185L184 154H183ZM190 156H194L193 158H191L192 160H189L190 158H188V157H190ZM213 156V157H212ZM232 156H235V158L234 157H232ZM248 156H250V157H253V159L255 158V159H258V160H253L252 158H250L249 159V157ZM263 156V157H262ZM28 159H27V158ZM33 157V158H32ZM34 157H36L35 159H36V161H34L33 162V159H34ZM41 157H42V155H41ZM58 157H59V159H58ZM60 157H62L61 159H60ZM77 157H79V158H77ZM101 157H103V158H101ZM146 157V156H145ZM199 158V160H201V159H205L204 160V163L206 162V164H204L202 161L203 160H201V161H199L198 160V158ZM203 157V158H202ZM208 157V158H207ZM210 157V158H209ZM225 157V159H223ZM229 157H232L233 158V160L231 159V158H229ZM239 157L241 158V157H245L244 159L243 158H241V159H243L242 161L241 160H239ZM248 157V158H247ZM17 158H19V159H17ZM44 158H46V159H44ZM51 158H52V160H51ZM77 158V159H76ZM85 158V159H84ZM87 158V159H86ZM104 158L105 159H107V160H104ZM115 158V159H114ZM118 159V161L120 162V165H119V162L117 161V159ZM124 158V159H123ZM146 158H148V157H146ZM212 158V159H211ZM222 158V160H223V162L222 163H224L225 165L223 166L222 165V163H221V161H220V159ZM226 158H228L227 160L228 161H230V162H228L227 160H226ZM236 158H238V160L236 159ZM14 159H16V160H14ZM22 159V160H21ZM34 159V160H35ZM44 161H43V160ZM52 161H50V160ZM57 161V159H58V167H57V162L55 161V160ZM84 159V160H83ZM89 159V160H88ZM91 159V160H90ZM113 159V160H112ZM128 159H130L129 161H128ZM138 159V160H139ZM144 161L146 160V159H144V158H142ZM206 159H208V160H206ZM211 159V160H210ZM231 159V160H230ZM248 160H250V163H249V161H248V164H247V161ZM251 159H252V161H251ZM12 160V161H11ZM18 160H20V161H24V160H29V161H32L31 163H29L28 161H24L23 163L22 162H18ZM40 161V160H42L43 162V164L45 165H43L42 163H41V161L40 162H37V161ZM46 160V161H45ZM65 160V161H64ZM81 162H80V161ZM83 160V161H82ZM95 160V161H94ZM104 160V161H103ZM137 161V162H139V164L140 165H142V166H145V167H143L142 169H145V170H141V168H140V165L138 166L136 163H135V161ZM197 162H196V161ZM214 160H215V162L217 161V163H216V165H215V163H214ZM14 161H16V162H18L19 164H20V166L22 167L23 165H21V164H25L26 163V166H23L22 168L21 167H19L18 165V163H16V162H14ZM49 161V162H48ZM62 161H63V163H62ZM90 161V162H89ZM92 161V162H91ZM122 161V162H121ZM123 161H124V165L127 167H125L124 165H123ZM194 161V162H193ZM210 161V162H209ZM220 161V162H219ZM231 161H232V163H231ZM237 161L239 162V163H237ZM241 161V162H240ZM263 161V162H262ZM7 162V163H6ZM9 162H14L12 165L9 163ZM45 162V163H44ZM48 162V163H47ZM55 164H54V163ZM80 164H79V163ZM88 162V163H87ZM94 162V163H93ZM106 162L108 163L109 162V164L110 163H112V162H115V164H116V167H115V164L114 163H112L113 165L111 166V164H110V166H109V164H107V166H106ZM133 162H134V164H133ZM164 162H165V164H164ZM176 162V161H175ZM209 162V163H208ZM226 162V163H225ZM243 162V163H242ZM9 163V164H8ZM29 165H28V164ZM52 163V164H51ZM69 163H70V165H69ZM76 163V164H75ZM90 163V164H89ZM100 163H102V164H100ZM105 163V164H104ZM122 163V164H121ZM167 163V164H166ZM185 163H186V165H185ZM192 163H193V165H194V163H196L197 165H200V163H201V165L200 166H205L206 165V167H204L203 169H205V170H202V167H198L196 164L194 165V166H196L195 168L197 169V168H199V170H201V172L199 171V170H195V168L192 166ZM199 163V164H198ZM218 163H219V165H218ZM221 163V164H220ZM229 163V164H228ZM240 163H242V164H240ZM1 164V163H0ZM6 164H8L7 166H9V167H7L6 166ZM15 164H16V166H15ZM50 164V165H49ZM65 164H66V166H65ZM74 164V165H73ZM86 166H85V165ZM97 164V165H96ZM188 164H190L191 166V168H192V170H191V168H190V170H188L189 168H188ZM210 164H211V166H210ZM213 164V165H212ZM227 164V165H226ZM238 164H240L241 166H239ZM14 165V166H13ZM30 166V165H33V167L32 166H30V167H28V166ZM48 165V166H47ZM56 165V166H55ZM87 165H90V166H92L91 168H90V166H87ZM98 167V169H97V167ZM101 167H100V166ZM104 165L106 166L105 168H107V169H105L104 168ZM118 165V166H117ZM132 165V167H130ZM149 166V167H147V166ZM245 165V164H244ZM6 166V167H5ZM44 166V167H43ZM55 166V167H54ZM65 166V167H64ZM109 166V167H108ZM113 166L115 167V168H113ZM119 166H121V169H118V168H120ZM137 166V167H136ZM141 166V167H142ZM170 167V169H169V167ZM186 166V167H185ZM216 166H221V167H218V168H216ZM15 167V168H14ZM16 167L18 168L17 170H16ZM26 167V168H25ZM29 169H28V168ZM41 167H43V169H41ZM48 167H49V169H48ZM52 167V168H51ZM57 167V168H56ZM72 167V168H71ZM78 169H77V168ZM132 168V169H130V168ZM136 169H135V168ZM146 167H147V169H146ZM168 167V168H167ZM233 169H232V168ZM24 168H25V170H24ZM55 168V169H54ZM58 168H59V170H58ZM60 168H61V170H63L62 172H63V174L61 173V170H60ZM64 168V169H63ZM70 168V169H69ZM82 170H81V169ZM86 168H90L89 170L88 169H86ZM108 168H110V169H108ZM129 168V169H128ZM134 168V169H133ZM161 168H162V170H161ZM240 168V169H241ZM248 168V167H247ZM13 169H15V170H12ZM19 169L22 171V173H21V171L20 172H18L19 171ZM23 169V170H22ZM27 169V170H26ZM35 169H37V170H35ZM65 169H67L68 170V173H67V171L65 170ZM80 169V170H79ZM94 171H93V170ZM100 169V170H99ZM102 169V170H101ZM112 169H113V171H114V173H113V171H112ZM115 169V170H114ZM118 169V170H117ZM138 169H140V171H138ZM164 169H165V167H164ZM172 169V170H171ZM222 169V170H223ZM229 169H231L230 171H229ZM249 170H246L247 171V173H248V175H249V173L251 172L250 171V169H252V164L249 166V168H248ZM262 169V168H261ZM9 170V171H8ZM30 170V172H28ZM32 170V171H31ZM35 170V171H34ZM42 170V171H41ZM52 170V172H50ZM76 172H75V171ZM83 170L84 171H87V172H83ZM98 170V171H97ZM106 170H109V172L108 171H106ZM127 170V171H126ZM133 170H135L136 171V174H135V171H133ZM147 170H149L150 172L151 171H154V174H153V172L152 173H150L149 175H152V176H149V175H147L145 172H147V173H149V171H147ZM195 171V173H196V175H197V177L199 176V174H201L199 177H198V179L199 180H197V177H195V175H193L192 173ZM217 170V171H218ZM222 170H219V171H222ZM232 170H234V172L232 171ZM13 172V173H9V172ZM18 172V173H16V172ZM38 171H40V173H42V174H40ZM58 171V172H57ZM64 171H66V173H64ZM90 171V172H89ZM111 171H112V173H113V175H112V173H111ZM116 171H118V172H116ZM125 171V172H124ZM162 171V172H161ZM191 171H192V173H191ZM245 171V172H246ZM28 172V173H27ZM32 172V173H31ZM44 172V173H43ZM56 172V173H55ZM59 172H60V175H57V174H59ZM96 172V173H95ZM99 172V173H98ZM100 172H102L101 174H100ZM105 172H108L109 173V175H112V176H110L109 177V175H108V173H107V175H105L106 173ZM134 174H133V173ZM140 172V173H139ZM141 172H143V173H141ZM156 172H158V173H156ZM161 172V173H160ZM198 172H199V174H198ZM233 172V173H232ZM9 175H8V174ZM14 173H16V174H14ZM47 173H48V175H47ZM52 173L54 174V175H52ZM80 173V174H79ZM89 173H92V174H90L91 176L89 177ZM124 173V174H123ZM128 173H130V174H128ZM131 173L133 174V175H131ZM137 173H139L140 174V176L137 174ZM194 173V174H195ZM4 174V175H3ZM45 174V175H44ZM65 174H67V175H65ZM69 174V175H68ZM76 174H79V175H76ZM85 176H84V175ZM119 174V175H118ZM126 174V175H125ZM142 174H143V176H142ZM190 174V175H189ZM9 177V178H12V179H9V182H7L8 181V179H7V181H6V179H5V177H7V176ZM12 175H14V176H12ZM16 175V176H15ZM22 175V176H21ZM23 175H25V176H23ZM30 175V176H29ZM42 175V176H41ZM50 175V176H49ZM53 177H52V176ZM62 175V176H61ZM76 176V178H75V176ZM115 175H117V176H115ZM123 175V176H122ZM130 175H131V177H130ZM144 175H147V176H149V179H147V176H144ZM153 175H154V177H153ZM157 175V176H158ZM192 175V176H191ZM11 176V177H10ZM18 176H20L19 177V181H25V180H27L28 181V184H33L32 186H33V189L32 190H34V192H35V189H37L38 190V188H39V190H38V192L39 191H41V188L43 189L39 194L41 195H39V194H37V196H38V198H36L35 199V201H34V203L32 204V200H30L28 197H26L24 194V196L23 195H21L22 193L19 191V190H15V192H17L18 191V193L20 192V194L19 195H17L18 193H16V194H12V193H15V192H12L11 191V188H10V186L11 187H13L12 189H13V191H14V189H17L16 187V184H15V182H14V185H13V181L15 180L14 178L16 177V179L18 180ZM28 176H29V178H28ZM35 176V177H34ZM46 176H47V178H46ZM55 176V177H54ZM61 176V177H60ZM72 176H73V178H72ZM81 176H82V178H81ZM101 176V177H100ZM105 176H107L106 177V179H105ZM119 176V177H118ZM125 176V177H124ZM129 176V177H128ZM136 176V177H135ZM137 176H138V178H137ZM235 176V175H234ZM23 177H26V178H23ZM41 177V178H40ZM49 177V178H48ZM52 177V178H51ZM57 177V178H56ZM95 177V178H94ZM133 177H135V179L136 180H134V178ZM146 177V178H145ZM159 177V176H158ZM172 176H169V178H171ZM189 177V178H188ZM193 177H195L194 179H193ZM203 177V176H202ZM230 177V176H229ZM4 178V180L6 181H4L3 182V179ZM21 178V179H20ZM32 178V179H31ZM36 178H38L40 181H38V180H35ZM51 178V179H50ZM54 178V179H53ZM58 178H59V181H58ZM77 178H79L78 180H77ZM89 178H90V180H89ZM101 178V179H100ZM105 180H104V179ZM122 178H123V182H122ZM127 178H129L128 180H127ZM133 178V179H132ZM142 178H144V179H142ZM222 177H217V178H215L217 181H219L220 179H221ZM23 179V180H22ZM49 179V180H48ZM52 179H53V181H52ZM80 179H82L83 180V182H84V180H86L85 181V184H84V187L82 186H80L81 184H82V180H80ZM99 179V180H98ZM109 179V180H108ZM141 179V182H142V180L144 181V184H143V182L141 183V182H138L139 180ZM149 180V181H147V180ZM10 180H12V181H10ZM30 180V181H29ZM35 180V181H34ZM43 180H46L45 182L43 181ZM49 182H48V181ZM71 180V181H70ZM77 180V181H76ZM100 180H102V181H100ZM108 180V181H107ZM134 180V181H133ZM147 182H146V181ZM183 180V181H182ZM27 181H26V185H27ZM38 181V182H37ZM81 181V183H79ZM88 181V182H87ZM92 181H93V183H92ZM106 181V182H105ZM132 181L134 182V183H132ZM194 181H197V182H194ZM35 182V183H34ZM54 182L56 183L57 182V184L59 185V186H56L55 184H54ZM67 182V183H66ZM72 182V183H71ZM74 182H77V183H79L78 185L81 187V189L78 187V185H74V184H77V183H74ZM138 182V183H137ZM261 182H263L264 183V171H263V175H262V177H261ZM5 183V184H4ZM12 183V184H11ZM25 183V182H24ZM36 183H37V185H36ZM39 183V184H38ZM47 183V184H46ZM50 183V184H49ZM51 183H52V187H51ZM64 183H65V186H64ZM73 184V185H71V184ZM90 183V184H89ZM100 185H99V184ZM136 183V184H135ZM3 184V185H2ZM7 184H10V186L9 185H7ZM43 184V185H42ZM68 184H69V186H68ZM96 185V188H95V185ZM101 184H102V187H101ZM141 184H143V185H141ZM13 185V186H12ZM29 185V186H30ZM39 185H41V186H39ZM46 185V186H45ZM71 185V186H70ZM83 185V184H82ZM85 185L88 187H86L85 188ZM97 185H98V188H97ZM118 185V186H117ZM132 185V186H131ZM7 186V187H6ZM28 186V187H29ZM32 186H30L29 188L31 189L32 188ZM36 188H35V187ZM39 186V187H38ZM49 186V187H48ZM53 186H55V188H57V190L53 187ZM76 186V187H75ZM94 186V187H93ZM103 186H106V188H104ZM116 186V187H115ZM139 186V187H140ZM147 186V187H146ZM46 187V188H45ZM62 187V188H61ZM67 187V188H66ZM131 187H134V188H131ZM8 188V189H7ZM9 188H10V190H9ZM49 188V189H48ZM64 188H66V189H64ZM73 188H74V190H76L78 193H80V195L81 196H79V197H76V199H75V196H77V194L78 193H75L74 191H73ZM50 189H52L51 191H50ZM72 189V190H71ZM98 189V190H97ZM101 189V190H100ZM5 190V191H4ZM56 190V191H55ZM81 190V191H80ZM89 191V192H87V191ZM93 190V191H92ZM100 190V191H99ZM132 190V191H131ZM134 190V191H133ZM7 191V192H6ZM46 191H48V194H47V192ZM73 191V192H72ZM100 192V194H99V192ZM10 192V193H9ZM45 192V193H44ZM50 192V193H49ZM53 192H55V194L53 193ZM59 192V193H58ZM82 192H84L85 193V195L87 196V198H88V200L86 199L85 200V195L83 196V193ZM87 192V193H86ZM103 193V195H102V193ZM130 192H131V194H130ZM42 193H43V197H44V199L42 200V202H41V200H40V198H43L42 197ZM51 193H53L52 194V196H54L55 197V195L57 196V200H58V202H57V200H55L54 199V197H52L53 199H51V201H53L52 203H51V201H50V199L49 198H51ZM57 193L58 194H60V195H62L64 198H66L67 196V198H66V200L65 201H67V203H65V204H63L64 203V200H63V197L62 196H60V195H57ZM69 193V194H68ZM72 193V194H71ZM74 193V194H73ZM82 193V194H81ZM98 193V194H97ZM12 194V195H11ZM44 194H46V195H44ZM64 194V195H63ZM96 194V195H95ZM109 194V195H108ZM13 195H14V197H15V199H14V197H13ZM20 196H23V197H20L21 198V200H19L20 198L19 197ZM40 196V197H39ZM74 198V200H73V198ZM90 198H89V197ZM102 196H104L103 198H102ZM106 196L107 197H111V201H107L106 202V199L105 200H103L104 198H106ZM29 199L28 201H27V199ZM60 197H62L61 199H60ZM80 197H83L84 198V200H85V202H82L81 200H83V198H80ZM92 197V198H91ZM17 198V199H16ZM19 198V199H18ZM25 198V199H24ZM70 198H72V199H70ZM80 198V199H79ZM96 198H98L99 200H97ZM101 198H102V200H101ZM10 199V200H9ZM26 202H28V203H26L25 204V202L23 201V200ZM50 201L49 203H47L48 202V200ZM60 199V200H59ZM80 200V203H78L79 202V200ZM95 199V200H94ZM109 198H107V200H108ZM46 200V201H45ZM54 200L56 201V202H54ZM62 200V201H61ZM72 201V202H69V201ZM78 202H77V201ZM83 200V201H84ZM93 200H94V202H93ZM110 200V199H109ZM14 201V202H13ZM23 201V202H22ZM39 203H38V202ZM45 203H44V202ZM73 201H75V203L73 202ZM5 202H7V203H5ZM31 202V203H30ZM61 202V203H60ZM78 204H77V203ZM81 202L84 204V206H83V204H81ZM86 202H88V203H86ZM103 204H102V203ZM110 202V203H109ZM113 202V203H112ZM2 203V204H1ZM4 203V204H3ZM9 203V204H8ZM17 203V204H16ZM20 204V206L22 207V208H20L19 207V204ZM23 203V204H22ZM51 203V204H50ZM86 203V204H85ZM93 203V204H92ZM98 203V204H97ZM11 204H13V205H11ZM25 204V205H24ZM35 204V205H34ZM37 204H40L39 206L37 205ZM42 204V205H41ZM45 204H47V205H45ZM53 205V204H55L54 206H55V208L57 209H55L54 208V206L53 207H50V205ZM94 204H96V205H94ZM109 204H111V205H109ZM17 206V208H16V206ZM33 205V208H31V206ZM65 205V206H64ZM69 205V206H68ZM71 205V206H70ZM81 205V206H80ZM86 205V206H85ZM94 205V207H95V209H94V207H92ZM27 206H29L31 209H33V211H31V209L29 208V207H27ZM38 206V207H37ZM57 206V207H56ZM82 206H83V209H81L82 208ZM112 206V207H113ZM48 207H49V209H48ZM103 207V208H102ZM113 207V208H114ZM2 208V209H1ZM6 208V209H5ZM38 208V209H37ZM45 208V209H44ZM80 208V210H78ZM87 208V209H86ZM91 208V209H90ZM96 208H98V209H96ZM15 209L17 210V211H15ZM18 209H19V211H21V212H19L18 211ZM25 209V211H23ZM40 209V210H39ZM92 209H94V210H92ZM106 209V210H105ZM27 210V211H26ZM58 210H59V212H58ZM85 210V211H84ZM113 210V211H112ZM117 210V211H116ZM45 211V212H44ZM60 211H61V213H60ZM66 212V213H64V212ZM74 211H76V212H74ZM79 211V212H78ZM112 211V213H110ZM16 212H19V213H16ZM42 212H44V213H42ZM46 212H48V213H46ZM50 212V213H49ZM73 212V213H72ZM92 213V215H91V213ZM94 212V213H93ZM100 213L99 215L98 214H96V213ZM107 212H109L110 214L108 215V213ZM118 212V213H117ZM15 213V214H14ZM46 213V214H45ZM78 213H80V215L78 214ZM104 213V214H103ZM37 214H38V216H39V214H41L42 216L43 215H45V216H43V217H46V216H48L49 218H44V219H41L42 217H41V215H40V218L37 216ZM75 214H76V216H75ZM94 214H96V215H94ZM106 214V215H105ZM118 214V215H117ZM36 215V216H35ZM53 215V216H52ZM90 215V217H88ZM101 215V216H100ZM113 215V216H112ZM119 216V219H118V217L117 216ZM34 216H35V218H34ZM52 216V217H51ZM78 216H80L79 218H78ZM105 216V217H104ZM106 216H107V218H108V216L111 218L110 220H109V218H108V220L106 219ZM31 217H33V218H31ZM54 217V218H53ZM72 217V218H71ZM82 217V218H81ZM94 217H96V219L94 218ZM100 217V218H99ZM102 217V218H101ZM114 217V218H113ZM37 218V219H36ZM67 218H68V220H67ZM90 218V219H89ZM99 218V219H98ZM31 219H33V220H31ZM39 219H41L40 221H39ZM47 219V220H46ZM52 219H53V221H52ZM56 219V220H55ZM66 219V220H65ZM113 219V220H112ZM115 219V220H114ZM118 219V220H117ZM26 220V221H25ZM34 220H36V221H34ZM45 222H47V223H45ZM65 220V221H64ZM71 220V221H70ZM73 220V221H72ZM74 220H75V222H74ZM82 222H81V221ZM95 220H97V221H95ZM111 220H112V222H114L113 224H115V225H117V227L116 226H114L115 228H116V231H115V228H111L112 226H113V224H112V222H111ZM16 221H17V223H16ZM20 221V222H19ZM67 221V222H66ZM71 223H70V222ZM78 221V222H77ZM94 221H95V223H94ZM108 223H106V222ZM108 221H110L111 223H109ZM115 221H116V223L119 221V223H115ZM41 222V223H40ZM65 224H64V223ZM79 222H80V224H79ZM90 223L89 225L88 224H86V223ZM100 222V223H99ZM22 223V224H21ZM29 223V224H28ZM43 223H45V224H43ZM82 223H83V226H82ZM97 223V224H96ZM11 224V225H10ZM30 224H34V225H30ZM54 226H53V225ZM70 224V225H69ZM76 224V225H75ZM104 224V225H103ZM106 224H107V226H108V228H107V226H106ZM112 224V225H111ZM24 225V226H23ZM31 227H30V226ZM39 225V226H38ZM46 225H48L47 226V228H46ZM51 225V226H50ZM56 225H59V226H56ZM73 225V226H72ZM92 225H93V227H92ZM98 225V226H97ZM104 226V228H103V226ZM11 226V227H10ZM53 226V227H52ZM76 226V227H75ZM80 226H82V228L80 227ZM87 226V227H86ZM88 226H89V228H88ZM97 226V227H96ZM17 227V228H16ZM21 227V228H20ZM27 227V228H26ZM38 228L39 227V229H36V228ZM49 227V228H48ZM60 227H61V230H60ZM102 227V228H101ZM51 228H53V229H51ZM62 228H64L65 229V231H64V229H62ZM80 228V229H79ZM93 228V229H92ZM110 228V229H109ZM120 228H122V227H120ZM119 228V229H120ZM15 229V230H14ZM17 229V230H16ZM29 229V230H28ZM45 229H48V230H45ZM55 229V230H54ZM56 229H57V233H56ZM68 229H70V230H68ZM72 229V230H71ZM79 229V230H78ZM89 229V230H88ZM106 229V230H105ZM114 229V230H113ZM38 230H39V232H38ZM42 230V231H41ZM53 230V231H52ZM76 230V232L78 231V233H80L81 235L80 236H77L78 234L76 233V232H74ZM110 230V231H109ZM113 231V236L115 237V236H117V237H115V238H117V240H115L114 238H113V236L111 235L112 233H110L109 235H111L110 237H108V233H107V231H109V232H112ZM8 231H10V232H8ZM16 231V232H15ZM21 231H23V232H21ZM47 231V232H46ZM88 231V232H87ZM105 231H106V233H105ZM18 232H20V233H18ZM28 232V233H27ZM55 233V234H52V233ZM91 232V233H90ZM97 232V233H96ZM102 232V233H101ZM31 235H30V234ZM34 233H35V235H34ZM47 233V236L45 235ZM51 233V234H50ZM71 233L73 234L74 233V235L73 236H71ZM77 235H76V234ZM92 233H95V234H92ZM104 233V234H103ZM96 234L98 235V236H96ZM41 235V236H40ZM52 235H54V236H52ZM2 236V237H1ZM17 236V237H16ZM119 236H121V237H119ZM14 237V238H13ZM58 237V238H57ZM60 237V238H59ZM62 237V238H61ZM46 238V239H45ZM55 238V239H54ZM59 239V240H58ZM82 239V240H81ZM115 241H114V240ZM26 240V241H25ZM29 240V241H28ZM62 241V242H59V241ZM79 240V241H78ZM82 241V243H80L81 241ZM119 240H122V241H120L119 242ZM124 240H127V239H124ZM138 240V241H137ZM141 240V241H140ZM86 241V242H85ZM114 241V242H113ZM130 241V242H129ZM172 241L173 240H169L168 241V243H172ZM20 242V243H19ZM76 242H77V244H78V242H79V244L78 245H76ZM89 242V243H88ZM90 242L91 243H93V244H90ZM41 243V244H40ZM61 243H62V245H61ZM70 243H72V244H70ZM84 243H85V246H84ZM88 243V244H87ZM115 243L117 244V246L115 245ZM128 243V244H127ZM15 244H16V246H17V248H16V246H15ZM18 244V245H17ZM21 244H23V245H21ZM53 244V245H52ZM55 244V245H54ZM64 244V245H63ZM94 244H96V245H94ZM38 245L40 246V247H38ZM49 245V246H48ZM76 245V246H75ZM109 245H110V247H109ZM125 245V246H124ZM25 246V247H24ZM47 246V247H46ZM57 246V247H56ZM68 246L70 247L69 248V250H68ZM79 246V247H78ZM82 246V247H81ZM92 246V247H91ZM102 246V247H101ZM114 246H116V247H114ZM45 247V248H44ZM82 249H81V248ZM83 247H85V248H83ZM104 247V248H103ZM119 247H121V248H119ZM55 248V249H54ZM75 248H77V249H75ZM108 248H109V251H108ZM111 248H113V249H115V251L113 250V249H111ZM122 248H124V249H122ZM16 249V250H15ZM60 249V250H59ZM66 249V250H65ZM102 249V250H101ZM107 249V250H106ZM121 249V250H120ZM126 249V250H125ZM133 249V250H132ZM50 250H51V252H50ZM83 250V251H82ZM119 250V251H118ZM60 251V252H59ZM64 251V252H63ZM74 251V252H73ZM82 251V252H81ZM86 251V252H85ZM117 251V252H116ZM27 252V253H26ZM80 252V253H79ZM89 253V254H88ZM126 253V254H125ZM129 253V254H128ZM63 254V255H62ZM65 254V255H64ZM62 255V256H61ZM78 255V256H77ZM111 255V256H110ZM132 255V256H131ZM120 256H121V258L123 259H121L120 258ZM78 257V258H77ZM117 257V258H116ZM131 257H133V258H131ZM99 258V259H98ZM128 258V259H127ZM116 259V260H115ZM118 259V260H117ZM121 259V260H120ZM124 259H126V261H128V262H126V261H124ZM132 259V260H131ZM143 260H142V262L143 263H147L146 262V260L144 259V258H142ZM77 260V261H76ZM88 260V261H87ZM94 260V261H93ZM111 260V261H110ZM113 260H115V261H113ZM97 262V263H96ZM116 262V263H115ZM119 262V263H118ZM133 262V263H132ZM142 264V263H141Z\"/></svg>",
	"mask_w": 264,
	"mask_h": 264
}]
</instances>
